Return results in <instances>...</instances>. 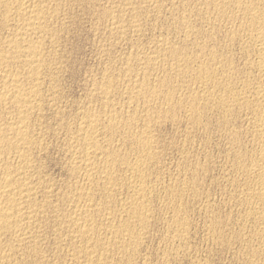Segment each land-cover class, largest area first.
Returning <instances> with one entry per match:
<instances>
[{"label": "rangeland", "instance_id": "374dc122", "mask_svg": "<svg viewBox=\"0 0 264 264\" xmlns=\"http://www.w3.org/2000/svg\"><path fill=\"white\" fill-rule=\"evenodd\" d=\"M37 1H39V0H37ZM42 1H44V0H42ZM52 1V0H51ZM56 1V2H55ZM86 1V0H85ZM84 0H82V1H80V0H65V2H64V0H53L52 2H49L48 0L46 1L45 0V4H43V5H45V7L46 8H48V6H49V9H48V15H46V22H49L50 23V25L48 26V30H50V31H54V33H56L55 35L57 36V38H56V36H54V33L52 34L50 31H48V32H45L43 35H41V39H44L43 37H45V41H43L42 40V42H43V44H42V52H43V55L44 54H48V56H49V54H51L49 57L48 56H44V58H46L47 59V62H48V60H49V63H47L45 66H46V72H45V69L43 68V71L41 72V73H43V74H41V78H42V81H43V83H42V85L40 86V91H42L43 89H45L44 91H43V93L42 92H40L41 94H40V97H41V100L40 101H42L41 103L39 102V106H38V110L37 111H35L34 113H31L30 114V116H29V120L28 121H30L29 123H32V124H30L31 126H30V133H32L31 135L32 136H40L39 138H37L36 137V140L37 141H39L38 142V144L40 143V142H42L43 144H41L40 143V148L42 149H35L33 152H32V158H31V164H33L34 162H35V166H33V175H32V177H33V181H34V183H35V187L37 188L38 186H40V187H38L36 190V194H35V201H36V204L39 202V201H41V199H42V197L43 196H45V197H43V198H45V202H42L43 203V205L44 204H47V203H50L49 202V198H50V201L52 202V201H57L56 203L55 202H52V204L50 203L49 205L51 206V207H53L52 209H51V211H50V208L48 209V208H41L40 210L38 209V211L36 210V212L38 213V219H39V221H40V219L41 218H43L42 219V221H40L39 223H40V225H38V224H36V226H38V228H37V231H36V229H35V227H33L32 229L35 231H33L32 229H31V232L33 231V233L34 234H29V235H27V237H28V240L27 239H25V241H24V243L23 244H21V245H18L17 247L14 245V244H12L13 243V237L12 236H10L9 234H6L5 236L4 235H2V237L0 236V242H2L3 240L5 241H3L2 242V244L0 245V247L2 248L1 249V251H0V261H2V260H6L7 262H10V264H29V261H31V260H34L33 259V255L32 254H30V252H29V250H28V245L30 244V242H35V244H37L36 246H37V248H40L39 250H38V253L37 254H39V255H36V257H34L35 258V260L34 261H31L30 262V264H35V262L36 261H38V262H36V264H50V262H51V264H55V263H57V264H59L58 262H60V264H62L63 262H66L65 264H72L71 262H72V258L70 257V256H72V253H73V251L72 250H76L77 248V246L76 245H79V240H77V239H73V237L72 236H70V232H66V225L65 224H67L68 223V221H66L67 219L66 218H64V214H68V213H70V211H72L73 209L72 208H74L75 207V205L77 204V202H79V205L83 202V200H80V198H78L79 197V192H81L82 190L81 189H79V188H83L84 187V181H83V175L81 174V172L80 171H76L75 172V174H76V176L74 175V172L72 171V168L74 167V166H76L77 165V159L79 158V157H81L80 155H82V150H83V147H82V150H81V145L80 144H76V142H74V141H72L73 140V136L75 137V131H77V129L79 128V127H81V124H80V122L82 123L83 122V118H81L82 116H83V112H92V113H100L101 111H103V112H101L99 115L101 116V118H102V125L104 124V123H106V120L104 119L105 118V116H104V112H105V108H104V104L109 100V102H111V104L112 103H115V102H118V103H115V105L114 104H112L111 106H113L112 107V109L116 112V111H119V112H116V113H119V114H116L115 112V114L117 115V116H119L120 118H121V120H122V125H124L125 126V124H123V123H125L124 121H126L127 123H130V129H129V127H127V128H125V127H123V126H121L120 128L121 129H118L117 131H116V133L113 135V138H112V140L109 142L108 141V143L109 144H114V143H116V145L114 144H112L111 146H109V144H104V147H105V149H110V151H114L115 149H117V150H115L114 151V153H115V163H116V165H118V166H120L119 164H122L123 162H124V160H127V162L128 163H134V161L136 160V159H134V157L135 158H137V150H136V148L134 147L133 148V145H132V143H131V141H130V138H127L128 139V141H127V139H123V135L125 136V134L127 133V135H132V134H142L144 131H145V129L146 128H148V129H146V130H148L147 131V135L148 134H150L151 136H149V137H152L153 136V134H155L154 135V137H152V141L154 142V144H153V148L155 147V149L153 150V152H154V154H155V159H153V160H151V162L150 163H148L151 167L149 168V166L148 165H146L148 168H145V173H146V175H147V177H146V179H145V182H146V184H147V186H148V190H150V192L152 193L153 191V193H152V195H151V193L150 192H146V194H145V203H146V206L148 207V211H149V213L152 215V217L149 215L147 218H149V219H147V223H150V222H152V220H153V223L154 224H148L147 225V223H146V229L144 228H142V226L140 225V224H138V226H136L137 225V223L135 224V220L134 219H131V220H129V218H127L128 216H127V212H126V215H125V211H126V209H127V207L126 206H129L128 204L130 203L129 201H130V199H131V197H132V190H130V188H128V186H127V176H129L130 177V175H128V174H130V173H126L125 171H121V170H118L115 174H114V177H115V180L117 181L116 182V187H115V189L112 191V193H113V195H112V193H110V194H101V193H98L97 192V194L95 193V195H94V201L95 200H99L98 202L99 203H97V201H95L96 202V204L95 205H97L98 206V208L99 207H101V208H99L101 211H103V212H101L98 208H96L97 210V212H98V210H99V213L101 214L102 213V215H97L98 213L97 212H94L93 213V216L92 217H94L93 218V220L94 219H97V220H95V222H96V224L97 223H99L100 224V227H99V224H97V226H98V230H94L93 231V233H92V236L91 237H93L94 239H97L98 237H99V239H105L106 241H110L111 242V240L113 241V240H116L117 239V237H118V239H122V240H124V241H126L127 240V236H123V235H125V234H123L124 232H122L121 231V225H123L126 221H130L131 223H133L134 225V230H135V232H136V234H138L137 236H138V238L141 236V239L139 238L138 240L140 241H138L137 239L136 240H133V241H136V243L134 244L133 243V241H130L131 242V246L129 245L128 247L126 246V248H127V250H126V248H125V250H123L122 249V247H121V245H119V244H117V243H114V244H112V245H114V246H111L113 249H114V251H116V252H113L112 250V248L109 246V251L110 252H108V254H110L109 256H110V258H111V260L109 261L108 260V264H118V262H119V264H253V260L255 261V259L257 258L256 257V255H257V252H259V254H261V255H257L258 256V258L260 259L261 257V260H259L258 258L256 259V263L257 264H261V262L264 264V255L262 254L263 252H262V250L264 249V240H262L259 236H258V238H257V240H256V238L255 237H253L252 236V234H251V236L249 235L250 233H252L253 231L254 232H260V230H261V228L262 227H264V226H262V225H264V224H262L261 223V221H258L257 219V217H258V213H260V211L259 210H255V208H253L252 207V205H250L249 204V202H248V194H253L254 192H256V189H257V187H256V184L254 185V183H256L257 182V178H255L256 177V175L253 173L252 174V172H253V170L251 169V167H252V165H254L255 163H262L263 165H264V160L260 157V155H259V151L257 150L259 147H260V145H262L263 144V139H261V138H259L257 135H256V133H255V130H254V124L256 123L255 121L257 120V113L259 112V109H263L262 108V106L260 105V103L259 102H255L256 100H254L252 97H250L251 95L250 94H252L253 92H254V90L256 89V88H260V87H263L264 86V83H262V80L264 79V77H263V75L264 74H261V72L259 71V70H257V62H258V54H257V51L255 50L256 48L255 47H253L254 45L252 44V42H250V40L248 39V35L251 33V30H253L254 29V27H257L258 26V24L256 25V26H250L249 25V27H247V25L248 24H242V22H243V19H240V14L239 13H237V12H235V10L233 9V7H231V9H230V7H229V9L230 10H232L233 11V15H234V17H233V20L231 19H228L227 20V22H225V21H223V22H221V20H213V22H211L210 23V21L211 20H206L207 18L206 17H212V19H214L215 17H213V15H215V14H212L211 12H212V7H211V9H210V7H206V5L208 4V6H209V4H211L212 2H213V0H206V1H204L203 2V0H193V1H191V0H184L185 1V3H184V1H183V3L180 1V0H148V3H147V1L145 2L144 0H143V3H142V0H138V2H139V4L142 6V7H140V5L138 6V2H137V0H126V1H124V0H88V1H86L85 2ZM110 1V3H108ZM121 1V2H120ZM130 2V4H129V2ZM157 1V2H156ZM190 1V2H189ZM247 1V0H246ZM53 2H54V5H55V7L56 6H59L60 8L58 9L57 7V9L53 6ZM58 2H59V4H61L62 2V4L61 5H59L58 4ZM61 2V3H60ZM69 2H70V4H69ZM71 2H72V4H71ZM74 2V3H73ZM101 2V3H100ZM117 2V3H116ZM119 2V3H118ZM135 2V3H134ZM145 2V3H144ZM198 2L199 3H202V4H199L198 5ZM206 2V3H205ZM210 2V3H209ZM47 3H49V4H47ZM88 3V4H87ZM113 3V4H112ZM117 4V5H115V4ZM121 3V4H120ZM131 3H132V6H131ZM146 3L149 5H146ZM167 3V4H166ZM189 3V4H188ZM192 3V4H191ZM196 3V4H195ZM264 2H258V5L262 8L263 6L262 5H264L263 4ZM52 4V5H51ZM69 4V5H68ZM103 7V10H102V7L100 6V5ZM128 4V5H127ZM135 4V5H134ZM143 4V5H142ZM153 4H155V5H153ZM182 4H183V7H182ZM185 4V5H184ZM205 6H204V5ZM46 5H48V6H46ZM64 5V6H63ZM89 5V6H88ZM99 5V6H98ZM105 5H107L106 7H105ZM109 5H110V7H109ZM119 5V6H118ZM121 5H123V6H130L128 9L125 7H121ZM134 5V6H133ZM156 5H158V6H156ZM161 7H160V6ZM192 5V6H191ZM200 5H203V6H200ZM51 6H53V7H51ZM62 6H63V15L61 14V12H62ZM73 6V7H72ZM114 6V8H112ZM116 6V7H115ZM146 6V7H145ZM180 6V7H179ZM196 6H200V10L198 9V7H196ZM77 7V8H76ZM95 7V8H94ZM100 7H101V10H100ZM136 7V8H135ZM140 7V8H139ZM158 9H157V8ZM160 7V8H159ZM177 9H176V8ZM188 7H189V9H188ZM194 7H196L195 9H194ZM203 7V8H202ZM207 9H206V8ZM96 10H94V9ZM99 8V9H98ZM109 8H110V10H109ZM116 8V9H115ZM121 8H122V10H121ZM133 8H134V13L136 14V11L138 12L136 15H133L134 16V18H133V20H132V17L131 16H129V14L130 15H132L131 13H130V9L131 10H133ZM151 8H154L156 11H154V9H151ZM181 8V9H180ZM193 8V11L191 10V9ZM202 8V9H201ZM205 8V10L206 11H208L209 10V12H205L203 9ZM209 8V9H208ZM264 8V7H263ZM262 8V10H264ZM51 9V10H50ZM52 9H54L53 11L55 12H57V10L59 11L60 9H61V11H60V13L59 12H57V16H55V14H54V12L52 11ZM86 9V10H85ZM93 9V10H92ZM113 9H115L116 11H114ZM120 9V10H119ZM148 9V10H147ZM180 11H179V10ZM186 11H185V10ZM1 11V13H0V15H1V17H0V20H1V22H0V36H1V38H0V44H1V47H0V50L2 51V50H7V49H9V48H7L8 46H7V42L9 41V39L11 38V35L13 34L14 35V32H15V30H16V28H17V26L19 25L18 23H19V21H21V20H19L18 18L16 19V17L14 18V14H7V15H5L4 14V12L2 11V9H0ZM105 10H107L108 11V13H107V11H105ZM124 10H125V12H124ZM147 10V11H146ZM173 10V11H172ZM188 10H190V11H192L191 13H192V15H191V13H189L188 12ZM197 10V12H195ZM51 12V14L49 15V13ZM98 11V12H97ZM101 11H103V12H101ZM119 11V12H118ZM153 11V12H152ZM182 11L184 12V13H186L187 14V17L189 16L190 17V19H188L187 17H186V14H184V13H182ZM199 11V12H198ZM203 11V12H202ZM231 11V12H232ZM86 12V13H85ZM90 12V13H89ZM107 14V16H106V14ZM112 12V14H110ZM114 12V13H113ZM123 12V13H122ZM145 12V13H144ZM174 12V13H173ZM193 12H195V14L193 13ZM263 12V14H264V11H262ZM13 13V12H12ZM52 13H53V15L55 16V17H57V18H55L53 15H52ZM118 13V14H117ZM120 13V14H119ZM129 13V14H128ZM160 13V14H159ZM197 13V14H196ZM206 13V14H205ZM216 13V12H215ZM59 14V15H58ZM70 14V15H69ZM92 14V15H91ZM95 14V15H94ZM108 14H110V15H108ZM117 14V15H116ZM121 14H125V16L124 15H121ZM126 14L129 16V17H127L126 16ZM174 14V15H173ZM179 14V15H178ZM204 16V17H202V15ZM209 14V15H208ZM238 16V18H237V16ZM62 15V16H61ZM91 15V16H90ZM102 15V16H101ZM105 15V16H104ZM111 15H115V16H111ZM121 15V16H120ZM151 15V16H150ZM154 15V16H153ZM170 15V16H169ZM184 15V16H183ZM193 15H194V17L196 16V15H198V16H196V17H198V18H194L193 17ZM208 15V16H207ZM232 15V16H233ZM11 16V17H10ZM59 16H61L60 18H62L61 20H60V18H59ZM116 16H118V17H120L121 18V22H120V24H122V28L124 29L123 31H122V34L120 33V35L118 34L119 32H117V31H115L114 29H113V27H112V23L115 21V19H116ZM123 16V17H122ZM137 16V17H136ZM161 16V17H160ZM164 16H166V17H164ZM178 16V17H177ZM182 16H183V18L184 19H188L187 20V23H188V21H189V23L188 24H191L192 23V21H191V16L193 17L192 19H193V23H192V26H194V27H192L191 25H183V23L181 22V21H183V18H182ZM206 16V17H205ZM236 16V17H235ZM50 18V20L48 19V18ZM67 17H68V19H67ZM103 17H107L106 19L105 18H102ZM113 19H112V18ZM117 17V18H118ZM139 17H140V19H139ZM147 17V18H146ZM151 17V18H150ZM159 17V18H158ZM171 19H169V18ZM2 18V19H1ZM12 18V19H11ZM87 18V19H86ZM120 18L119 19H116V20H120ZM129 18H131L130 20H129ZM178 18V19H177ZM180 18H182V19H180ZM203 18V20H201ZM206 18V19H205ZM237 18V19H236ZM6 19V20H5ZM47 19H48V21H47ZM57 19H59V20H57ZM97 19V20H96ZM123 19V20H122ZM127 19V20H126ZM135 19V20H134ZM147 19V20H146ZM157 19V20H156ZM179 19L181 20V21H179ZM196 19V20H195ZM206 21H205V20ZM3 20V21H2ZM18 20V21H17ZM52 20H54L53 22H52ZM76 20V21H75ZM100 22H99V21ZM106 20V21H105ZM139 20V21H138ZM145 20V21H144ZM168 20V21H167ZM170 20V21H169ZM226 20V19H225ZM229 20H230V22H229ZM237 20V23L235 22V21ZM239 20H240V22H239ZM14 21H16V22H18V23H16V22H14ZM51 21V22H50ZM57 21V22H56ZM108 21V22H107ZM131 21V22H130ZM136 21H138V22H141L140 24L139 23H137ZM157 21V22H156ZM172 21V22H171ZM216 21V22H215ZM219 21V22H218ZM234 21V22H233ZM22 22V21H21ZM20 22V23H21ZM110 22V23H109ZM126 22L128 23L129 22V24H130V26H129V24H126ZM134 22H136V24L134 23ZM168 22V23H167ZM2 23V24H1ZM5 23V24H4ZM48 23V24H49ZM52 23V24H51ZM57 24V25H55V24ZM59 23V24H58ZM62 23H64L63 24V26L65 25V27H63L61 24ZM109 23V24H108ZM134 23V25H137L136 26V28H138V30H140V31H137V32H133L134 31V29L133 28H131V24H133ZM150 23V24H149ZM166 23V24H165ZM171 25H170V24ZM197 23V24H196ZM201 23V24H200ZM209 23V24H208ZM213 23H215V25L213 24ZM217 23L219 24V23H221V24H219L218 25V28H217ZM227 23V25H225ZM233 23V24H232ZM234 23H236V24H234ZM242 24V26H240V24ZM8 24H12V26H10V25H8ZM54 24V25H53ZM98 24V25H97ZM105 24H107V25H105ZM141 24H142V26H141ZM160 24V25H159ZM173 24V25H172ZM199 24V25H198ZM222 24H224V25H222ZM229 24H230V26H229ZM231 24H232V27H231ZM53 26V27H50V26ZM58 25H59V27L61 28V26H62V28L60 29L59 27H58ZM101 25H102V27H101ZM105 25V26H104ZM109 25V26H108ZM133 25V26H134ZM178 25V26H177ZM196 25V26H195ZM198 25V26H197ZM206 25V26H205ZM214 26L213 28H210L211 26ZM221 25V26H220ZM238 25V26H237ZM9 26L11 27V28H14L13 30V32L11 31L12 29H9ZM57 26V27H56ZM124 26V27H123ZM157 26V27H156ZM163 26V27H162ZM176 28H175V27ZM187 26V27H186ZM202 28H201V27ZM208 26V27H207ZM223 26H225L224 28H223ZM229 26V27H228ZM234 26V27H233ZM236 26H237V28H236ZM246 26V27H245ZM5 27H7V28H5ZM50 27V28H49ZM112 27V28H111ZM130 27V29H128V30H132L131 32H133V33H131L130 31H128L127 30V28H129ZM161 27V28H160ZM179 27H181V29L179 28ZM196 27V28H195ZM253 27V28H252ZM53 30H52V29ZM54 28H56V29H54ZM100 28H101V30H100ZM105 28H107V30L105 29ZM135 28V29H136ZM152 28V29H151ZM155 28V29H154ZM183 28V29H182ZM186 28L187 29H189V30H186ZM190 28H193V30H191ZM221 28V29H220ZM223 28V29H222ZM227 28V29H226ZM235 28V29H234ZM242 28H243V30L245 29V28H247V29H250V28H252V29H250V30H248L247 31V29H245L244 31L242 30ZM6 29H9V30H6ZM58 29V30H57ZM142 29H143V31H142ZM165 29V30H164ZM168 29V30H167ZM196 29V30H195ZM200 29H202V30H200ZM209 29V32H207V30ZM211 29H213V30H211ZM217 29V30H216ZM219 29H220V31H219ZM232 29V30H231ZM240 29V30H239ZM3 30H5V31H3ZM63 30V32H61ZM97 30V31H96ZM113 31V33H112V31ZM169 30H171L170 32H169ZM184 31V33L186 32V33H189V34H184L183 33V31ZM191 30V31H190ZM198 30H200V31H198ZM204 30H206V32L204 31ZM216 31V33H218V34H216L215 33V31ZM236 30V31H235ZM239 30V31H238ZM242 30V32H240ZM2 31V32H1ZM58 31H60V33L58 32ZM109 31H110V33H109ZM127 31V32H126ZM142 31V32H141ZM160 31V32H159ZM162 31H164V32H162ZM167 31V32H166ZM188 31V32H187ZM197 32V33H199V34H202L201 35V37H199L200 35H198L197 33H194V32ZM231 31V32H230ZM233 31H235V32H233ZM9 32H10V34H9ZM58 32V33H57ZM141 32V33H140ZM174 32V33H173ZM176 32V33H175ZM193 32V33H192ZM211 32V33H210ZM224 32V33H223ZM228 32V33H227ZM233 32V33H232ZM239 32H240V34H239ZM245 32H246V34H245ZM12 33V34H11ZM67 33V34H66ZM106 33V34H105ZM127 33V34H126ZM131 33V34H130ZM143 33V34H142ZM192 33V34H191ZM203 33H205V34H203ZM209 34V35H207V34ZM215 33V35H213ZM239 35H238V34ZM242 33V34H241ZM50 34V35H49ZM61 34V35H60ZM66 34V35H65ZM114 34V35H113ZM117 34V35H116ZM128 34H129V36H128ZM134 35V36H131V35ZM141 34V35H140ZM151 34V35H150ZM167 34V35H166ZM183 34V35H182ZM194 34V35H193ZM7 35V36H6ZM45 35H47V36H45ZM54 36V39L53 40H55V41H53L52 40V38L53 37H49V36ZM109 35V36H108ZM119 35V36H118ZM127 37L126 39H125V41H127V42H125L123 39V37ZM187 35H190V37L189 36H187ZM197 35V36H196ZM205 35V37H203ZM207 35V36H206ZM229 35V36H228ZM236 35V36H235ZM244 35V36H243ZM106 36V37H105ZM117 36V37H116ZM121 36V37H120ZM137 36V37H136ZM143 36V37H142ZM176 36V37H175ZM195 38H193V37ZM214 36H216L217 38L215 39V38H213V39H210L211 37H214ZM222 36V37H221ZM234 36H235V39L237 40H235V39H233L234 38ZM241 36V37H240ZM10 37V38H9ZM47 37H48V39H47ZM102 37V38H101ZM104 37V38H103ZM108 37V38H107ZM143 39H142V38ZM173 37V38H172ZM180 37V38H179ZM183 37L184 38H186V40L185 39H183ZM190 39H189V38ZM192 37V38H191ZM199 37V38H198ZM209 37V38H208ZM241 39H240V38ZM246 37H247V39H246ZM6 38H8V39H6ZM50 38V39H49ZM123 38V39H122ZM130 38L132 39V40H130ZM169 38V39H168ZM176 38V39H175ZM178 38V39H177ZM201 38V39H200ZM206 38V39H205ZM230 38L232 39V41L230 40ZM56 39L58 40V41H56ZM119 39V40H118ZM139 39V40H138ZM157 39H158V41H157ZM187 39H189V40H191V41H189V40H187ZM203 39V40H202ZM240 39V40H239ZM244 39V40H243ZM246 39V40H245ZM52 42H51V41ZM112 40V41H111ZM118 40V41H117ZM120 40H122V41H120ZM135 40V41H134ZM136 40H137V42H136ZM162 42H164V43H166V44H169V42H171L169 45H170V47H173V48H175V49H177L178 47V51L180 52V56H183V57H181L180 58V56L178 57V61H177V58L176 59H171V61H169L170 59H167L168 57H166V56H164L165 54L163 53V52H160L159 51V49H158V45L161 43V41ZM164 40V41H163ZM205 40V41H204ZM230 40V41H229ZM244 42H243V41ZM249 40V41H248ZM7 41V42H6ZM49 41H50V44H49ZM129 41H131V42H129ZM189 41V42H188ZM199 43H198V42ZM48 42V43H47ZM103 42V43H102ZM116 42V43H115ZM119 42H120V44H119ZM124 42H125V44H124ZM136 42V43H135ZM140 42V43H139ZM156 42V43H155ZM175 42V43H174ZM194 42V43H193ZM201 42V43H200ZM214 42V43H213ZM216 42V43H215ZM234 42V43H233ZM245 42H246V44H245ZM250 42V43H249ZM45 43H46V45H45ZM56 45H55V44ZM143 43V44H142ZM154 43L156 44V46L154 45ZM186 44V46H184L185 44ZM191 43V44H190ZM204 43H205V45H209L207 48L205 47V49L202 47V46H205L204 45ZM220 43V44H219ZM228 43V44H227ZM241 43V44H240ZM243 43V44H242ZM119 44V45H118ZM181 44H183V45H181ZM197 44V45H196ZM201 44H202V46H201ZM250 44H252V46L249 45ZM45 47H44V46ZM141 45V46H140ZM168 45V46H169ZM221 45V46H220ZM223 45H225V46H223ZM250 48H248L247 46ZM57 46V47H56ZM118 46V47H117ZM123 46V47H122ZM133 46V47H132ZM147 46V47H146ZM152 46H154V47H156L155 49L153 48L152 50H150L151 48H152ZM195 46H197L198 48H199V50H201V47H202V49H204V50H206L207 52L205 53V52H203V50H201V52H202V55H201V52L199 51L198 52V48H196ZM199 46H201V47H199ZM241 46H243V48L241 47ZM245 46V47H244ZM6 47V48H5ZM46 47H47V49H46ZM131 47V48H130ZM137 47V48H136ZM181 47H184V48H186L183 52H181V50H183V49H181L180 50V48ZM194 47V48H193ZM214 47H216V48H218V51H215V50H217L216 48H215V50L213 49ZM247 47V48H246ZM2 48V49H1ZM102 48V49H101ZM209 48H210V50H213L212 52L214 53V51H215V53L217 52V53H219V54H217L216 53V55L217 56H219L220 55V57H218V60H219V58H220V60H221V58H222V61H223V63L225 64V63H227L226 65H228L231 69H232V75H231V73L227 76V75H223L222 74V76H224V80H223V77L221 76V75H216V78H213V79H211L210 81H207V82H205L204 83V81H201L200 79H197V72H194L195 74H193V72H191V71H193V69H195L199 64L198 63H200V61H203V62H205L206 63V61L208 62V56H209V52H210V50H209ZM237 48V49H236ZM240 48L242 49V50H244V51H242V50H240ZM251 48H252V50H251ZM101 49V50H100ZM111 49V50H110ZM119 49V50H118ZM128 49H129V51H128ZM146 49H148L147 51H146ZM189 49V50H188ZM196 49V50H195ZM233 49V50H232ZM248 49L250 50V53H249V51H248ZM54 50V51H53ZM100 50V51H99ZM107 50V51H106ZM133 50V51H132ZM136 50H138V52L136 51ZM157 50L159 51V52H157ZM188 50V52H185V51H187ZM193 50H195V51H193ZM209 50V51H208ZM0 51V52H1ZM106 51V52H105ZM119 51V52H118ZM143 53H142V52ZM149 51V52H148ZM151 51V52H150ZM154 51H155V53H154ZM221 51H222V53H221ZM254 51V52H253ZM55 52V53H54ZM104 52V53H103ZM132 52V53H131ZM136 52V53H135ZM141 52V53H140ZM146 52H148L149 53V57H148V55H147V53ZM157 52V53H156ZM198 54H197V53ZM224 52V53H223ZM227 52V53H226ZM244 54H243V53ZM255 53V54H253V53ZM54 53V54H53ZM107 53V54H106ZM134 53H135V56H137V57H139L138 59H141L143 56V58H144V60H146V57H147V59H149L150 57L152 58V57H156V58H158V60L156 61V63H155V66H157V67H155L154 65H152V63H151V65L152 66H149V68L150 69H152V70H150L149 68L148 69H146L145 70V66H143V65H141V63H140V61L138 62L137 60L138 59H135V58H137V57H135V56H132V55H134ZM137 53H140V54H137ZM153 53H154V55H153ZM159 53H161V54H159ZM188 54L190 57H187L188 55H185V54ZM193 53H194V55H193ZM200 53V54H199ZM203 53H205V54H203ZM221 53V54H220ZM230 53V54H229ZM112 54V55H111ZM116 54H118V55H116ZM147 56H146V55ZM151 54V55H150ZM155 54H156V56H155ZM184 54V55H183ZM192 54V55H191ZM206 54H208V55H206ZM223 54V55H222ZM236 54V55H235ZM251 54V55H250ZM253 54V55H252ZM100 55H101V57H100ZM123 55V56H122ZM128 55H131V56H129V58H126V57H128ZM141 57H140V56ZM143 55V56H142ZM158 55V56H157ZM198 56V57H200V58H198V57H196V56ZM225 55V56H224ZM245 55V56H244ZM248 55V56H247ZM255 55V56H254ZM52 56V58H51V60L49 59L50 57ZM146 56V57H145ZM160 56H162V57H160ZM163 56H164V58H163ZM185 56V57H184ZM191 56H193V58H195L196 57V59H192V57ZM207 56V57H206ZM221 56H223V57H221ZM229 56V57H228ZM241 58H240V57ZM244 56V57H243ZM257 56V57H256ZM109 57V58H108ZM124 57V58H123ZM133 57H135V58H133ZM159 57H160V59L161 58H163V61H164V59H165V64L164 63H161L162 62V59L161 60H159ZM228 57V58H227ZM251 57L254 59H252L251 61H253V62H251L250 61V59H251ZM58 58V59H57ZM102 58H103V60H102ZM123 58V59H122ZM131 58H133V59H131ZM143 58L141 59L142 61H143ZM182 58H183V61H182ZM190 58V59H189ZM198 58V59H197ZM223 58H226V59H228V60H225V59H223ZM229 58H231V59H229ZM245 58V59H244ZM248 58V59H247ZM60 59V60H59ZM63 59V60H62ZM119 59V60H118ZM121 59V60H120ZM200 59H203V60H200ZM111 60V61H110ZM127 60V61H126ZM167 60H168V62H167ZM175 60V61H174ZM197 60V61H196ZM199 60V61H198ZM217 60V62H215V63H213V64H211V63H209L210 65H211V67H210V65L209 64H206V66L208 65L211 69H213L214 67V69L219 73V72H221V71H223V69L222 68H226V66H223L224 64L222 63V61H218ZM231 61V63H230V61ZM245 60H247V62H245V63H243ZM256 60V61H255ZM122 62L123 63V65H125V66H127V67H125V66H123L120 62ZM124 61V62H123ZM126 61V62H125ZM131 61V62H130ZM159 61H160V63H159ZM182 63H181V62ZM185 61H187V62H185ZM194 61V62H193ZM196 61V62H195ZM229 61V62H228ZM232 61L235 63H232ZM236 61V62H235ZM249 61L251 62V64L253 65V63H254V65L252 66L251 64H250V66H252V67H250L249 66ZM2 62V63H1ZM61 62V63H60ZM134 62V63H133ZM139 63V64H137V63ZM167 62V63H166ZM171 62H172V65H171ZM179 62V63H178ZM198 62V63H197ZM240 62V63H239ZM7 62H4V67L1 65V64H3V61L0 59V65L2 66H0V76L2 75V73H1V71H3V70H1V68L2 69H4V68H10V70H6V69H4L5 71H10V72H14V69L15 68H17L18 69V71H21L22 69V66L20 65L19 66V64H17L16 63V65H18L17 67L16 66H14V64L12 65L11 63H7L8 64V67L6 66L7 64H6ZM52 63V64H51ZM159 63V64H158ZM173 63H174V65L175 64H179V65H177V67H174V65H173ZM180 63H181V65H184V66H180ZM184 63V64H183ZM197 65H196V64ZM218 63V64H217ZM256 63V64H255ZM113 64V65H112ZM115 64V65H114ZM154 64V63H153ZM158 64V65H157ZM193 64V65H192ZM196 66H195V65ZM219 64H221V65H219ZM223 64V65H222ZM230 64V65H229ZM231 64L232 65H235V66H237V67H235V66H233V67H235V69L234 68H232V66H231ZM10 65V66H9ZM116 65H118V66H116ZM122 65V66H121ZM129 65V66H128ZM161 65V66H160ZM165 66L166 65V67H163V66ZM172 67H171V66ZM187 65H189V68L191 69H189V72H188V74H187V76L185 75V76H181V77H183V80H182V78L180 79V76H179V74H178V72H176L177 70H175V69H177L178 68V66H180L181 68H183V67H188ZM216 65H217V67H216ZM219 65V66H218ZM247 66V68H249V69H247L246 67V71L244 70L245 68H244V66ZM13 66V67H12ZM103 66V67H102ZM137 66V67H136ZM154 66V67H153ZM176 66V65H175ZM214 66V67H213ZM221 66H223L222 68H221ZM20 67V68H19ZM50 68V71L48 70L49 68ZM123 67V68H122ZM128 68V69H125V68ZM152 67V68H151ZM159 67H160V69H159ZM179 67V68H180ZM192 67H194V68H192ZM244 69H243V68ZM12 68V69H11ZM52 68H53V70L54 71H52ZM154 68V69H153ZM156 68H158L157 70H159L160 72H158V71H156ZM172 68V69H171ZM218 70H217V69ZM224 68V70H226ZM17 69L15 70V72H17ZM99 69V70H98ZM104 69H106V70H104ZM109 69V70H108ZM119 69V70H118ZM120 69H122V71L123 72H121L120 73ZM173 69H174V71H173ZM220 69V70H219ZM234 69V70H233ZM237 69V70H236ZM241 69V70H240ZM251 69H253V70H251ZM256 69V70H255ZM58 70V71H57ZM103 70H104V72H103ZM129 72V73H127V71ZM131 70L133 71V72H131ZM143 70H145L144 72H146V74L148 75H151V76H149V84L150 85H148V88L149 89H154V90H159V89H163V91H165V92H170L172 89H173V91H171L172 93H174L175 95L174 96H172V98L174 99V103H176V101L178 100V102H181L182 101V103L181 104H183V103H185L184 105H183V107L181 108H178V109H176V110H178L177 112L176 111H174V112H170V113H166L168 110H169V108H170V106H169V104L167 105V103H164V101H162V97L164 96L163 95V93H165V92H160L161 90H159V93H161V95H159L158 94V97H154V98H152L151 99V101L149 102V101H146L145 99V97L144 98H140V99H138V100H136V101H138V102H136L135 101V103H129L128 102V96H129V93H127V87L128 86H130V85H132V84H134L135 83V81H136V79H137V75H134V73L135 74H141V73H143ZM164 70V71H163ZM250 70V71H249ZM52 71V72H51ZM57 71V72H56ZM106 71H107V73H108V71H109V73H110V76L109 75H107V73H106ZM137 73H136V72ZM167 73H166V72ZM236 71V73H234ZM242 71V72H241ZM244 71V72H243ZM157 72V73H156ZM170 72V73H169ZM172 72H173V74H172ZM238 72V73H237ZM247 72V73H246ZM45 73V74H44ZM102 73V74H101ZM103 73H105L106 74V76L103 74ZM114 73V74H113ZM124 73V74H123ZM131 73V74H130ZM132 73H133V75H132ZM161 73H162V76L165 78H162V76H160L161 75ZM164 73V74H163ZM166 73V74H165ZM240 73V80L238 79L239 78V74ZM241 73H242V75H241ZM246 73V74H245ZM252 73H254V75L252 74ZM51 74V75H50ZM111 74H113V75H111ZM116 74V75H115ZM129 74V75H128ZM153 74V75H152ZM190 74H193L194 76H196V78L193 76V75H191L192 77H193V81H192V77L190 76ZM245 74V75H244ZM252 74V75H251ZM255 74H256V76H255ZM60 75V76H59ZM102 75V76H101ZM103 75L105 76V77H103ZM130 75H132V76H134L132 79L134 80H132V79H130ZM157 75H158V78H157ZM167 75H169V76H167ZM172 75V76H171ZM175 75V76H174ZM232 77H231V76ZM46 76H48V77H46ZM53 76V77H52ZM95 76V77H94ZM109 78H108V77ZM117 76V77H116ZM127 76V77H126ZM154 76L156 77V78H154ZM166 76V77H165ZM174 76V77H173ZM189 76V77H188ZM226 76V77H225ZM244 76V77H243ZM251 78H250V77ZM258 76V77H257ZM49 77H52V78H49ZM105 79V80H109L110 78H111V81L113 82L115 79V81H114V84L112 85V88L114 89V87H115V89H117L118 91H116L115 89L114 90H112L109 94H108V97L107 98H105V99H108V100H106V102H105V99L103 98L104 97V95L102 94V96H101V91H96L97 90V88H98V90H99V86L98 85H100V83H102V80H103V82L105 81L103 78ZM113 77H115V78H113ZM119 77V78H118ZM123 77V80L122 79H120V78H122ZM136 77V78H135ZM151 77V78H150ZM168 77V78H167ZM170 77V78H169ZM172 77V78H171ZM218 77V78H217ZM230 77H231V79H230ZM236 77H237V79H236ZM243 77V78H242ZM255 77V78H254ZM257 77V78H256ZM23 79H25V83L23 82V84H25V85H27L28 83L30 84L32 81H31V79L30 78H28V77H26V78H28V81H27V79L25 78V76L24 77H22ZM44 78V79H43ZM48 78V79H47ZM93 78V79H92ZM108 78V79H107ZM118 78V79H117ZM127 78H129L128 79V81L131 83L132 81V83L130 84L129 82L127 83V82H125L126 81V79ZM135 78V79H134ZM153 78H154V80H153ZM161 78V79H160ZM175 78V79H174ZM176 78H178V81H177V79ZM189 78V79H188ZM222 78V79H221ZM226 78V79H225ZM236 79V81H235V79ZM252 78H254V79H252ZM0 79H2L1 81H0V86H1V84H2V82H3V78H2V76L0 77ZM45 79H47V80H45ZM52 79V80H51ZM156 79V80H155ZM162 79H163V81H162ZM168 79V80H167ZM169 79H170V81H169ZM186 81H185V80ZM234 81H233V80ZM242 79V80H241ZM246 81H244V80ZM250 79V80H249ZM259 81H258V80ZM45 80V81H44ZM51 80V81H50ZM117 80H119V82H116ZM132 80V81H131ZM174 80V81H173ZM175 80L177 81V83L175 82ZM180 80V81H179ZM215 80H216V82H215ZM232 80V82L234 83L233 85H235V86H232L233 88H234V90H235V92H233V95H237V94H240L241 92L244 94L245 93V95L247 96V99L248 100H246L247 102H248V104H247V106L246 105H244L245 104V102L246 101H244V100H238V101H236L235 99L233 100V98H228V100L226 101V102H228L227 104H228V106H227V104L225 105L226 106V109H230L231 110V112L232 111H234V112H232V113H230V112H228V113H223V111L216 105L215 106V104H216V102H215V99H217V97H219L220 95H222L223 94V92H224V90L222 91V88H216V87H214V85H213V81L215 82V83H217V81L219 82H221V83H224V81L226 82H228V81H231ZM257 82H256V81ZM90 81V82H89ZM122 81V82H121ZM162 81V82H161ZM172 81V83H169V82H171ZM183 81H185V82H187L188 84H191V85H188L187 83H184ZM190 81L191 82H193V83H190ZM196 81V83H194ZM200 83H199V82ZM238 81L240 82V83H243V84H240V83H238ZM243 81V82H242ZM28 82V83H27ZM46 82V83H45ZM95 82H97V83H95ZM111 82V83H112ZM116 82V83H115ZM154 84H153V83ZM157 82H159L158 84H157ZM166 82H168L169 84H167ZM181 82V83H180ZM210 82V83H209ZM219 82V83H220ZM245 82V83H244ZM252 84H251V83ZM254 82V83H253ZM264 82V81H263ZM48 83L50 84V86L48 85ZM55 84V87H54V85H52V84ZM92 83V84H91ZM120 83H123L122 85L120 84ZM124 83L127 85V87H125L126 85H124ZM167 85H166V84ZM176 85H175V84ZM180 83V84H179ZM203 83V84H202ZM238 83V86L236 85V84ZM44 84V85H43ZM116 84H118V85H116ZM120 84V85H119ZM161 84H163V85H161ZM165 84V85H164ZM171 84H174V86H175V90L176 91H174V86L172 85L171 86ZM182 84H184V85H182ZM244 84H246V85H244ZM255 84V85H254ZM58 85V86H57ZM96 85V86H95ZM157 85V86H156ZM158 85L160 86V87H158ZM177 85H179V86H177ZM188 85V86H187ZM210 85V86H209ZM239 85H241V86H239ZM247 85H248V88H247ZM249 85H251V86H249ZM46 86H48V87H46ZM53 86V87H52ZM117 86H118V88H117ZM122 86V87H121ZM151 86V87H150ZM167 86H169V88H165V87ZM182 88H181V87ZM183 86H184V88H183ZM189 86H191V87H189ZM200 86V87H199ZM245 86V87H244ZM252 86L254 87V86H256V87H254L253 89H252ZM97 87V88H96ZM125 87V88H124ZM154 87V88H153ZM164 87V88H163ZM171 87V88H170ZM179 87V88H178ZM188 87V88H187ZM197 89H196V88ZM205 87H206V89H205ZM210 87H213V89H211ZM238 87V88H237ZM251 89H250V88ZM48 88H49V91L51 92V95H49L50 94V92H48ZM52 88V89H51ZM57 88V89H56ZM61 88V89H60ZM91 88L92 89H94V92H93V90H91ZM119 88L120 89H123V90H119ZM190 88H191V90H190ZM194 88V89H193ZM201 88V89H200ZM210 90H209V89ZM217 89V91H216V89ZM237 88V89H236ZM239 88L242 90H239ZM243 88H246L245 90L243 89ZM183 89V90H182ZM188 90V91H186L185 92V90ZM221 89V93H220V91H218V90H220ZM55 90V91H54ZM204 90V92H200V91H203ZM214 90H215V93H217L218 92V94H215L214 95ZM233 90V91H234ZM239 92H238V91ZM244 90V91H243ZM248 90V91H247ZM45 91H47V92H45ZM121 91V92H120ZM192 92L191 93V96H192V94H193V96L196 94V95H199L200 97H202V100H199V104L198 105H200V106H198V108H204L205 107V105H206V108H204L205 109V111L207 112H204V109L203 110H201L202 111V113L203 114H201L202 116V118H201V120L203 121H201V123H199V124H192L191 123V121H190V111H189V108H187V106H188V102H189V99H190V92ZM194 91H196V93L194 92ZM241 91V92H240ZM250 91H252V93L250 92ZM57 92V93H56ZM114 92V93H113ZM120 92V93H119ZM177 92V93H176ZM179 92V93H178ZM180 92H182L181 93V97H178V96H180ZM186 94H185V93ZM194 92V93H193ZM199 92H200V94H199ZM237 92V93H236ZM54 93H55V96H52V95H54ZM93 93V94H92ZM96 93H100L99 95L101 96L100 98L98 97V96H95V94ZM117 93V94H116ZM171 93V94H172ZM188 93V94H187ZM205 93V94H204ZM211 93V94H210ZM241 93V94H242ZM45 94H47V95H45ZM116 94V95H115ZM126 95V98H125V95ZM183 94H185L187 97L186 98H184L185 96L183 95ZM249 94V95H248ZM93 97H92V96ZM97 95V94H96ZM112 95V96H111ZM124 95V96H123ZM163 95V96H162ZM173 95V94H172ZM208 95H209V97H208ZM213 96V98H211V96ZM216 95H217V97H216ZM176 96V97H175ZM207 96V97H206ZM231 96H232V94H231ZM50 97V98H49ZM54 97V99H55V101H53L54 99H52ZM111 97V98H110ZM116 97V98H115ZM249 97V98H248ZM45 98H48L49 100L50 99H52V100H50L52 103H54L53 104V107H52V103L50 102V101H48L47 102V100L48 99H45ZM94 100H92V99ZM97 98H99L100 99V102L102 101H104L102 104L99 102V99H97ZM115 98V99H114ZM156 98V99H155ZM159 98H161V99H159L160 101H158V99ZM177 98H180V101H179V99H177ZM186 99V100H184V99ZM189 98V99H188ZM203 98H205V99H203ZM206 98H207V100H209V101H207L206 100ZM215 98V99H214ZM250 98H252V99H250ZM43 99H44V101H43ZM110 99H112V100H110ZM121 99H123L122 101H123V107L122 106H120V105H122L121 103H122V101H121ZM172 99V100H173ZM231 100V102H230V100ZM250 99V100H249ZM91 100V101H90ZM116 100V101H115ZM145 100V101H144ZM147 100H149V97H147ZM153 100H154V102H153ZM156 100V101H155ZM183 100H184V102H183ZM214 100V101H213ZM252 100L255 102V104H254V102H252ZM121 101V102H120ZM206 101V102H205ZM211 101H213V102H211ZM60 102V103H59ZM108 102V104H110ZM126 102V103H125ZM143 102H145V103H143ZM147 102V103H146ZM164 104H162V103ZM177 102V103H178ZM229 102L231 103V104H229ZM236 102V103H235ZM251 102H252V104H251ZM1 103V102H0ZM46 105H44V104ZM49 103V104H48ZM77 103V104H76ZM87 103V104H86ZM125 103V104H124ZM153 103H155V105L153 104ZM159 103H161V104H159ZM204 103V104H203ZM208 103V104H207ZM210 103V104H209ZM249 103L251 104V106L249 105ZM258 103V104H257ZM92 104H94V107H93V105ZM100 104H101V106H100ZM118 104V105H117ZM147 104V106H145ZM151 104H152V106L153 107H151ZM157 104H158V107H157ZM204 106V107H202V105ZM232 104H233V107H231L232 106ZM240 104V105H239ZM243 104V105H242ZM3 104L1 103L0 104V108L2 109V110H0V111H2V112H0V116H1V118L0 119H2L0 122V125L2 124V123H4L5 122V120L6 119H4L5 117L7 118V122L11 119V118H13V117H15L16 116V112H12V110L14 111H16V109L14 108V107H12V105H8V104H6V105H3ZM43 105L45 106V107H43ZM48 105H50V107L48 106ZM66 105V106H65ZM99 105V106H98ZM125 105H127V106H125ZM129 105V106H128ZM134 106V108L136 109V111H135V109H133V106ZM148 105L150 106V107H148ZM166 105V106H165ZM213 105L216 107H213ZM235 105H236V108H235ZM237 105H238V108H237ZM48 106V107H47ZM88 106H90L89 108H88ZM118 106H120V107H118ZM131 106V107H130ZM138 106V107H137ZM145 106V107H144ZM165 106V107H164ZM169 106V107H168ZM208 106H211L210 108L208 107ZM239 106L241 107V106H243V107H245V108H247V112L246 111H244V108H243V110H242V108H240V110H239ZM256 107V109H255V107ZM3 107H4V110H3ZM11 107L13 108V109H11ZM47 107V108H46ZM56 107V108H55ZM127 107H129V108H127L128 109V111H127V109L126 108ZM156 107V108H155ZM162 107H163V109H162ZM166 107H168L167 109H166ZM217 107H218V109H217ZM228 107V108H227ZM230 107V108H229ZM253 107V108H252ZM44 108V109H43ZM53 108V109H52ZM63 108H64V110H63ZM80 108V109H79ZM92 108H94V109H92ZM118 108V109H117ZM121 108H124V109H122L121 111H120V109ZM144 108V109H143ZM154 108H155V110H157V113H156V111H154ZM186 108V109H185ZM211 108H213V110L214 111H211ZM258 108V109H257ZM11 109V110H10ZM39 109H41V110H39ZM49 109H52V110H49ZM57 111H55V110ZM89 109V110H88ZM92 109V110H91ZM116 109V110H115ZM149 109H151V110H149ZM161 111H160V110ZM183 109V110H182ZM209 109V110H208ZM217 109V110H216ZM250 109V110H249ZM5 110L8 112H5ZM47 110H49V111H47ZM61 110H63V111H60ZM66 110H67V112H66ZM69 110V111H68ZM86 110V111H85ZM88 110V111H87ZM91 110V111H90ZM128 112V115H127V112ZM132 110V111H131ZM147 110V111H146ZM154 112H153V111ZM159 110V111H158ZM163 110V111H162ZM165 110V111H164ZM167 110V111H166ZM179 110H181L182 111V113H181V111H179ZM187 110V111H186ZM215 110H216V112H215ZM249 110V111H248ZM11 111V112H10ZM39 111V112H38ZM58 111L60 112V113H58ZM78 111V112H77ZM95 111V112H94ZM98 111V112H97ZM100 111V112H99ZM146 111V112H145ZM151 111V112H150ZM184 111V112H183ZM189 111V112H188ZM209 111H210V113H209ZM236 111H238V112H236ZM239 111H241V112H239ZM244 113H243V112ZM254 111V112H253ZM43 113V115H41L42 113ZM54 112H56L55 113V115H54ZM65 112H66V114H65ZM80 112V113H79ZM121 112H122V114H121ZM132 112V113H131ZM139 112V113H138ZM140 112H141V114H140ZM164 114H163V113ZM178 112H180V114L178 113ZM219 112V113H218ZM222 114H221V113ZM246 112V113H245ZM250 112V113H249ZM1 113H4V114H1ZM12 113V114H11ZM13 113H15L14 115H13ZM46 113V114H45ZM64 113V114H63ZM77 113V114H76ZM84 113V114H85ZM130 113V114H129ZM136 113L138 114V115H136ZM146 113H148V115H146ZM150 113H152V114H155V115H164L163 117H164V119H163V117L160 115V117L161 118H158L157 120L159 121V122H157L156 121V119L154 118V119H152V121H153V123L151 122V124L149 125V124H146V120L148 119V118H146V116L147 117H149L150 115ZM165 113H166V115H165ZM177 113L179 114V115H177ZM183 113H185L184 115H182ZM189 113V116L187 115ZM231 115H230V114ZM238 113H240L239 115L240 116H238ZM247 113H248V116H249V114H250V116L249 117H247ZM252 113V114H251ZM254 113V114H253ZM256 113V114H255ZM10 114L11 115V118H10V115L8 116V115ZM45 114V115H44ZM82 114V115H81ZM101 114H103V115H101ZM132 114V115H131ZM133 114H135V119H134V115ZM146 116H145V115ZM218 114V115H217ZM242 114V115H241ZM246 116H245V115ZM7 115V116H6ZM31 115H32V117H31ZM59 116V117H57V116ZM124 115V117H123V119H125L124 121H123V119H122V116ZM168 115H171V116H168ZM228 115V116H227ZM233 115V116H232ZM251 115H252V117L254 118V116H256L254 119L251 117ZM13 116V117H12ZM34 116V117H33ZM38 116L39 118H36V117ZM40 116H41V118H40ZM49 116V117H48ZM79 116H81V117H79ZM127 116H129V117H127ZM133 116V117H132ZM141 116V117H140ZM143 116H145V117H143ZM165 116H166V118H165ZM173 116V117H172ZM183 116H184V118H183ZM188 116V118H186ZM209 116V117H208ZM223 117V119L221 118V120H219L220 118L219 117ZM236 116H237V118H236ZM4 117V118H3ZM63 119H62V118ZM104 117V118H103ZM207 117V118H206ZM219 119H218V118ZM230 117V118H229ZM243 117H246V119L245 118H243ZM8 118H9V120H8ZM32 118V119H31ZM36 118V119H35ZM59 118H61V120L59 119ZM80 118V119H79ZM128 118V119H127ZM137 118V119H136ZM141 118H144V120H145V122H144V120H142ZM146 118V119H145ZM174 118V119H173ZM225 118V119H224ZM232 118V119H231ZM233 118H236L237 119V122L236 121H234V120H236V119H233ZM238 118L240 119V118H243L244 120H241V121H243V122H238V121H240V120H238ZM248 118V119H247ZM33 119H35V120H33ZM39 119H40V121H39ZM57 119V120H56ZM69 119H71V120H69ZM78 119V120H77ZM130 119V120H129ZM139 119H141V120H139ZM164 120V121H162V120ZM168 119V120H167ZM171 119H173V121L175 122V123H177V124H175ZM185 119V120H184ZM186 119H188V120H186ZM210 119V120H209ZM229 119V120H228ZM256 119V120H255ZM32 120V121H31ZM37 120V121H36ZM69 120V121H68ZM79 120H80V122H79ZM82 120V121H81ZM105 120V121H104ZM128 120V121H127ZM135 121L134 122V124H133V121ZM139 120V121H138ZM171 120V121H170ZM223 120V121H222ZM227 120V121H226ZM3 121V122H2ZM58 123H56V122ZM67 123H66V122ZM104 121V122H103ZM130 121V122H129ZM136 121H138V123L136 122ZM155 121V122H154ZM162 121V122H161ZM166 121V122H165ZM168 121V122H167ZM172 123H170V122ZM189 121V122H188ZM219 121V122H218ZM229 121V122H228ZM236 122L237 123V125L236 124H234L233 122ZM37 122H38V124H37ZM39 122H40V124H42V126H43V128H42V126L39 124ZM45 122V123H44ZM47 122V123H46ZM51 122V123H50ZM54 122V123H53ZM62 124H61V123ZM74 124H73V123ZM131 122H132V124L133 125H131ZM144 123V125L143 124H141V123ZM190 123V124H188V123ZM207 122H210V123H207ZM220 123V124H218V123ZM222 122H223V124H226L227 122L229 123V127H233V128H230L229 129V131L226 129V128H229V127H227V125H223L222 124ZM230 122H231V124H230ZM34 123V124H33ZM69 123V124H68ZM157 125H156V124ZM160 123V124H159ZM164 125H163V124ZM188 125H187V124ZM202 123H204V124H202ZM227 123V124H228ZM243 123V124H242ZM37 124V125H36ZM66 124H68V126H70V128L68 127V126H66ZM80 124V125H79ZM153 124V125H152ZM155 124V125H154ZM159 124V125H158ZM175 124V125H174ZM210 124V125H209ZM233 124V125H232ZM239 124H242V128L244 127V130H241L240 128H241V125H239ZM246 124L248 125V126H246ZM253 124V125H252ZM35 127H34V126ZM38 125H39V127H38ZM64 125L66 126V127H68V128H66L65 129V127H64ZM72 125H74V126H72ZM76 125V126H75ZM143 125V126H142ZM152 125V126H151ZM170 125V126H169ZM184 125V126H183ZM196 125V126H195ZM197 125H198V127L199 128H197ZM205 127H204V126ZM206 125H208V126H206ZM232 125V126H231ZM244 125V126H243ZM249 125H252V126H249ZM61 127V129H60V127ZM132 126H133V128H132ZM136 126V127H135ZM143 128H142V127ZM158 126V127H157ZM160 126V127H159ZM162 126V127H161ZM173 126V127H172ZM221 126V127H220ZM249 127L248 129H246V127ZM32 127H34V128H32ZM38 127V128H37ZM78 127V128H77ZM134 127H135V129H134ZM138 127V128H137ZM177 129H176V128ZM185 127V128H184ZM192 127H193V129H192ZM203 127V128H202ZM217 127V128H216ZM223 127H225L224 128V130L226 131V132H223ZM237 127V128H236ZM35 128H37V129H35ZM40 128V129H39ZM45 128V129H44ZM77 128V129H76ZM100 128H101V125H100ZM123 128H125V130H123ZM131 128H132V130H131ZM139 128H140V130H139ZM141 128H142V130H141ZM145 128V129H144ZM152 129V130H155L156 132H158L157 134L155 133V131H151V130H149V129ZM237 129L236 131H235V129ZM32 129V130H31ZM34 129H35V131H34ZM43 129V130H42ZM64 129V130H63ZM69 129V132L67 131ZM137 129V130H136ZM174 129H176V130H174ZM184 129V130H183ZM187 129H189V130H187ZM197 129V130H196ZM222 129V130H221ZM234 129V130H233ZM251 129V130H250ZM38 130V131H37ZM42 130V131H41ZM50 130V131H49ZM62 132H61V131ZM121 132H120V131ZM122 130H123V132H122ZM128 130V131H127ZM129 130H131L130 132H129ZM133 130H136L137 132L136 133H132V132H135V131H133ZM162 130V131H161ZM186 130V131H185ZM192 130V131H191ZM204 130H206V131H204ZM231 130H233V131H231ZM250 130V131H249ZM253 130V131H252ZM32 131V132H31ZM58 133H57V132ZM65 131V132H64ZM74 131V132H73ZM126 133H125V132ZM141 131V132H140ZM219 131V132H218ZM221 131V132H220ZM244 132V133H242V132ZM247 131V132H246ZM41 132V133H40ZM44 132V133H43ZM64 132V133H63ZM67 132V133H66ZM74 134H73V133ZM119 132V135L121 136H119L117 133ZM149 132V133H148ZM151 132V133H150ZM177 132V133H176ZM187 132V133H186ZM204 132V133H203ZM229 132V133H228ZM233 132V133H232ZM236 134H235V133ZM34 133H35V135H34ZM37 133V134H36ZM53 133H55V134H53ZM121 133V134H120ZM124 133V134H123ZM129 133V134H128ZM219 133V134H218ZM226 133V134H225ZM232 133V134H231ZM241 133V134H240ZM43 134V135H42ZM65 134V135H64ZM72 136H71V135ZM123 134V135H122ZM143 134H145V133H143ZM193 134V135H192ZM208 134V135H207ZM218 134V135H217ZM238 134V135H237ZM245 134H247V137H246V135ZM249 134V135H248ZM61 135V136H60ZM117 135H118V138H117ZM177 135V136H176ZM180 135V136H179ZM223 135H224V137H223ZM226 135V136H225ZM227 135L228 136H230V137H227ZM242 135V136H241ZM253 135V136H252ZM45 136V137H44ZM48 138H47V137ZM66 136H68L67 137V139H66ZM116 136V138H114ZM162 136V137H161ZM179 136V137H178ZM189 136H191V137H189ZM231 136H232V138H231ZM233 136H237V141H239V142H237L236 143V145H238V146H240L241 148H242V150H241V148H240V150L243 152H246V153H248L247 151H249V155L247 154V157H248V159H249V161H247V162H245V165H241L240 166V164H238L237 163V161L236 162H234V158L235 157H233L232 155L233 154H228V152L229 153H231V151L233 150H235V151H239V148H238V146H236L234 143H232V139H233ZM250 136H251V139H249L250 138ZM255 136V137H254ZM257 136V137H256ZM63 137V138H62ZM72 137V138H71ZM156 137V138H155ZM187 137V138H186ZM208 137V138H207ZM240 137V138H239ZM241 137H243L242 139H241ZM42 138V139H41ZM47 138V139H46ZM51 138V139H50ZM119 138H121V139H119ZM156 140H155V139ZM158 138V139H157ZM176 138V139H175ZM206 138V139H205ZM260 140H259V139ZM56 139V140H55ZM69 139H71V140H69ZM101 139V138H100ZM119 141H118V140ZM238 139H240V140H238ZM255 139V141H253ZM258 139V140H257ZM41 140V141H40ZM61 140V141H60ZM68 140L69 141H71V142H69L68 143ZM116 142H115V141ZM207 140V141H206ZM231 141V143L229 142V141ZM245 140V141H244ZM250 141V142H246V141ZM114 141V142H113ZM124 141V142H123ZM159 142V143H155V142ZM167 141V142H166ZM206 141V142H205ZM252 141H253V143H252ZM45 142V143H44ZM55 142V143H54ZM57 142V143H56ZM65 142L66 143H68L67 145L68 146H66V144H65ZM195 142V143H194ZM230 144H229V143ZM246 142V144L245 145H247V147L245 146V145H242V144H244ZM257 142V143H256ZM258 142H260V144L258 143ZM75 143V145H73L75 148H73L72 147V145L71 144H74ZM107 143V142H106ZM125 143V144H124ZM128 143V144H127ZM187 143V144H186ZM205 143V144H204ZM227 143V144H226ZM247 143H249V144H247ZM256 143V144H255ZM262 143V144H261ZM52 144H53V146H52ZM70 144V145H69ZM155 144H156V146H155ZM185 144V145H184ZM194 144V145H193ZM229 144V145H228ZM253 146H252V145ZM259 144V145H258ZM47 145V146H46ZM65 145V146H64ZM77 145H78V147H77ZM106 145H107V147L108 148H106ZM124 145V147H122ZM158 145V146H157ZM188 145V146H187ZM192 145V146H191ZM235 146V148H234V146ZM250 145V146H249ZM257 145V146H256ZM43 148H42V147ZM47 148H46V147ZM62 146V147H61ZM70 146V147H69ZM114 146H115V149H113L114 148ZM127 146V147H126ZM179 146H181V147H179ZM242 146H245V148L244 147H242ZM252 146V147H251ZM254 146H256V148L254 147ZM61 147V148H60ZM64 147V148H63ZM80 147V152H78L77 153V151H79L78 150V148ZM111 147V148H110ZM125 147L127 148V149H125ZM131 147H132V149H131ZM160 147V148H159ZM169 147V148H168ZM189 147V148H188ZM207 147V148H206ZM231 147H233V149L231 148ZM250 147V148H249ZM54 148V149H53ZM65 148H67V149H70V150H68L69 152H67L66 150H65ZM119 148V149H118ZM128 148H130V149H128ZM157 148V149H156ZM165 148V149H164ZM176 148V149H175ZM191 148V149H190ZM245 150H244V149ZM251 148H252V151H251ZM43 149H47L46 151H44ZM76 149V150H75ZM108 149V150H109ZM124 149H125V151H124ZM160 150V154H161V156L158 154L159 152V150ZM173 149V150H172ZM205 149H207L206 151H205ZM228 149V150H227ZM230 149V150H229ZM247 149H250V150H247ZM256 149V150H255ZM36 150H38V151H40V152H38V151H36ZM64 150V151H63ZM126 150H128L127 152H126ZM131 150H133L132 152H131ZM134 150H135V152H134ZM155 150H157V151H155ZM170 150H172V151H170ZM201 150V151H200ZM41 151H44V152H41ZM117 151V152H116ZM123 151V152H122ZM162 151V152H161ZM232 151V153H234ZM256 151V155H255V152ZM61 152H63V153H61ZM66 152H67V155H66ZM71 152H75L74 154L73 153H71ZM122 152V153H121ZM226 152V153H225ZM41 153V154H40ZM45 153V154H44ZM68 153H71V154H69L68 155ZM118 153H119V155H118ZM132 153H135V154H132ZM198 153V154H197ZM205 153H206V155H205ZM39 154V155H38ZM47 154V155H46ZM65 154V155H64ZM78 154V155H77ZM124 157H122L121 155ZM156 154H157V156H156ZM165 154V155H164ZM187 154H189V155H187ZM36 155H38L37 157H36ZM44 155V156H43ZM71 155V156H70ZM77 156V157H75V156ZM118 157H117V156ZM129 155H130V157H129ZM133 155V156H132ZM159 155V156H158ZM183 155V156H182ZM227 155V156H226ZM229 155V156H228ZM252 155V156H251ZM253 155H254V157L255 158H253ZM5 156V155H4ZM48 156V157H47ZM70 156V157H69ZM73 156V158H71ZM79 156V157H78ZM126 156H127V158H126ZM182 156V157H181ZM187 156V157H186ZM196 156H197V158H196ZM202 156V157H201ZM204 156V157H203ZM225 156V157H224ZM233 157V159H231V157ZM249 156H251V157H249ZM75 157V158H74ZM120 157H122V158H120ZM156 157H161L160 159H158V158H156ZM165 157V158H164ZM207 157V158H206ZM230 157V158H229ZM259 157V158H258ZM40 158V159H39ZM77 158V159H76ZM126 158V159H125ZM130 158V159H129ZM180 158V159H179ZM187 158V159H186ZM204 158V159H203ZM123 159V160H122ZM134 159V160H133ZM186 159V160H185ZM197 159V160H196ZM207 159V160H206ZM34 160H36V161H34ZM67 160V161H66ZM75 160V161H74ZM119 160L121 161V163L119 162ZM157 160H159V162L157 161ZM232 160V161H231ZM254 160V161H253ZM258 160V161H257ZM261 160V161H260ZM38 161V162H37ZM43 161V162H42ZM72 161V162H71ZM118 161V162H117ZM123 161V162H122ZM153 161H154V164H153ZM208 161V162H207ZM230 161V162H229ZM252 161H253V163H252ZM36 162L38 163V166H37V164H36ZM75 162V163H74ZM186 162V163H185ZM194 162V163H193ZM40 163V164H39ZM67 163V164H66ZM118 163V164H117ZM199 163V164H198ZM211 163H213V164H211ZM233 163V164H232ZM236 163V164H235ZM248 163H252L251 165L250 164H248ZM74 164V165H73ZM76 164V165H75ZM197 165V167H196V165ZM34 165V164H33ZM158 166V167H156V166ZM161 165V166H160ZM195 165V166H194ZM204 165V166H203ZM238 165V166H237ZM41 166V167H40ZM66 166L68 167V168H66ZM70 166V167H69ZM191 166V167H190ZM193 166V167H192ZM236 166V167H235ZM247 168H246V167ZM250 167V169H249V167ZM35 167H38V168H35ZM194 167H196V169L198 170H196ZM201 167V168H200ZM205 167V168H204ZM234 167V168H233ZM239 167V168H238ZM39 168H42V169H39ZM66 168V169H65ZM176 168V169H175ZM189 168V169H188ZM238 168V169H237ZM240 168H242V169H240ZM248 169V170H246V169ZM148 170V172H147V170ZM167 169V170H166ZM191 169H192V171H191ZM200 169V170H199ZM207 169V170H206ZM236 169V170H235ZM38 170L39 171H42V172H39L38 173ZM70 170V171H69ZM158 170V171H157ZM175 170H176V172H175ZM193 170H194V172H193ZM205 170V172H202V171H204ZM238 170V171H237ZM37 171V172H36ZM44 171V172H43ZM68 171V172H67ZM156 171V172H155ZM161 171V172H160ZM168 171V172H167ZM195 171H197L198 173V175L196 174V172ZM233 171V172H232ZM240 171V172H239ZM244 171V172H243ZM249 171V173H250V176H251V174H252V176H251V179L249 178L250 176L249 175H247V174H249V173H247ZM77 172H78V174H77ZM245 172H246V175H245ZM36 173L37 174H39V175H37L36 177H35V175H36ZM45 173V174H44ZM70 174L72 177H73V179H72V177L70 178V175H68V174ZM151 173H153L152 175H151ZM241 173V174H240ZM42 174H43V179L45 180H42L41 179V177H42ZM119 174V175H118ZM127 174V175H126ZM180 174V175H179ZM237 174V175H236ZM239 174V175H238ZM243 174V177L241 178V175ZM41 175V176H40ZM44 175H45V177H44ZM81 175V176H80ZM123 175H124V177H123ZM151 177H150V176ZM157 175V176H156ZM186 175V176H185ZM38 176H40L39 178H38ZM51 178H50V177ZM68 176H69V178H68ZM119 176V177H118ZM154 176V177H153ZM206 176V177H205ZM48 177V178H47ZM82 178V180L81 179H79V178ZM187 177V178H186ZM237 177V178H236ZM245 177V178H244ZM35 178V179H34ZM77 179V181H76V179ZM124 178V179H123ZM150 178V179H149ZM156 178V179H155ZM205 178V179H204ZM235 179V181H234V179ZM239 178V179H238ZM248 178H249V180H248ZM255 178V179H254ZM60 179V180H59ZM70 179H72V180H69ZM161 179V180H160ZM236 179H238L239 181H237L236 182ZM250 182V184L247 182V180ZM37 180V182H35ZM42 180V184H45L46 186H47V184H49V186L51 187V190H49V186H43L42 184H40L41 181ZM54 180V181H53ZM126 180V181H125ZM154 180V181H153ZM174 180V181H173ZM188 180H190V181H188ZM241 180V181H240ZM254 182H253V181ZM38 181H39V183H38ZM49 183H48V182ZM77 182L78 183V185L75 183V182ZM80 181V182H79ZM82 181V182H81ZM149 181H150V183H149ZM152 181V182H151ZM160 181V182H159ZM183 181V182H182ZM226 183H225V182ZM47 182V183H46ZM68 182V183H67ZM164 182V183H163ZM171 182V183H170ZM234 182V183H233ZM239 182V183H238ZM246 182V183H245ZM66 183V184H65ZM72 183V184H71ZM152 183V184H151ZM155 183V184H154ZM157 183V184H156ZM200 183V184H199ZM235 183H238V184H236L235 185ZM244 183V184H243ZM37 184H39V185H37ZM51 184H53L52 186H51ZM68 184V185H67ZM76 184V185H75ZM172 184H173V186H172ZM177 186H176V185ZM193 184H195V187H194V185ZM234 184V185H233ZM242 184V185H241ZM253 184V185H252ZM37 185V186H36ZM72 185H73V187H72ZM79 185H81L80 187H79ZM167 185V186H166ZM188 185V186H187ZM232 185V186H231ZM237 185H238V187H237ZM121 186V187H120ZM123 186H124V188H123ZM191 186V187H190ZM203 186V187H202ZM241 186V187H240ZM242 186H244V188L242 187ZM247 186H250V187H247ZM254 186V187H253ZM49 187V188H48ZM53 187V188H52ZM68 187V188H67ZM71 187V188H70ZM76 187H78V188H76ZM120 187V188H119ZM225 187V188H224ZM232 187V188H231ZM236 189H235V188ZM41 188H42V190H41ZM44 188H46V190L48 191H46ZM48 188V189H47ZM58 188V189H57ZM74 188V189H73ZM117 188H119V189H122V191L121 192H118V190L119 189H117ZM126 188H128V189H126ZM167 188V189H166ZM173 188H174V190H173ZM185 189L186 190V192H185V190L183 191V189ZM191 188V189H190ZM194 189V191H193V189ZM242 190H241V189ZM249 188H250V190H249ZM253 188V189H252ZM41 191H40V190ZM154 189V190H153ZM163 189V190H162ZM202 189V190H201ZM247 189H248V191H247ZM43 190H45V191H43ZM58 192H57V191ZM66 190H69V191H66ZM73 190V192H71V191ZM76 190V191H75ZM176 190V191H175ZM188 190V191H187ZM192 190V191H191ZM198 190V191H197ZM237 190V191H236ZM243 190H245V191H243ZM252 190V191H251ZM43 191V192H42ZM78 191V192H77ZM173 191H175L174 193H173ZM182 191V192H181ZM239 191V192H238ZM244 192V193H242V192ZM247 191V192H246ZM41 193V195L39 194V193ZM45 192V193H44ZM50 192V193H49ZM65 192H67L68 193V195L65 193ZM69 192L70 193H72L71 194V196H74V198L73 197H71L70 196V198H72V199H76L75 201L74 200H72V199H70L69 200ZM115 192V193H114ZM169 192V193H168ZM187 192H189L188 194H187ZM240 192L242 193V195L243 196H240L241 194H240ZM43 193H44V195H43ZM64 193V194H63ZM147 193H148V195H147ZM150 193V194H149ZM184 193V194H183ZM186 193V194H185ZM239 193V194H238ZM48 194L50 195L49 197H48ZM128 194V195H127ZM173 194V195H172ZM179 194V195H178ZM183 194V195H182ZM37 195H39V196H37ZM43 195V196H42ZM57 197H56V196ZM62 195V196H61ZM98 195V196H97ZM101 195H103V197L101 196ZM117 195V196H116ZM130 195V196H129ZM163 195V196H162ZM165 195V196H164ZM177 195V196H176ZM186 195V196H185ZM192 195V196H191ZM227 195V196H226ZM56 197V198H53V197ZM59 196V197H58ZM66 198V196L68 197V198H64V197ZM75 196L77 197V198H75ZM96 196V197H95ZM99 196H101L100 198H98ZM110 196H113L112 197V199H111V197ZM161 196H162V198H161ZM169 196L170 197H172V198H169ZM173 196H175V197H173ZM181 196V197H180ZM200 196H202V197H200ZM211 196V197H210ZM247 198H245V197ZM48 197V198H47ZM62 197V198H61ZM114 197H116V199H114ZM126 197H128L127 199H126ZM130 197V198H129ZM153 197V198H152ZM168 197V198H167ZM176 197H177V199H176ZM193 197V199H191ZM240 197H241V200H240ZM59 198H60V200L61 201H59ZM124 198V199H123ZM148 198H149V200H148ZM165 198H167L166 200H165ZM210 198V199H209ZM39 199V200H38ZM55 199V200H54ZM80 201H79V200ZM107 199H108V201H107ZM151 199V200H150ZM169 199V200H168ZM171 199H173V201H170ZM178 199H183V200H180V201H176V200H178ZM191 199V200H190ZM44 200V199H43ZM42 200V201H43ZM48 200V201H47ZM62 200H64L65 201V204H63L64 203V201H62ZM67 200L69 201V202H67ZM78 200V201H77ZM112 200V201H111ZM123 201L122 202V204H121V201ZM128 200V201H127ZM147 200V201H146ZM204 200V201H203ZM243 200L245 201V203L243 202ZM38 201V202H37ZM77 201V202H76ZM103 201H104V203H103ZM106 201V202H105ZM127 201V203H126V205H123V203L125 204V202ZM150 201V202H149ZM154 201V202H153ZM182 201V202H181ZM207 201V202H206ZM235 201V202H234ZM239 201V202H238ZM59 202V203H58ZM62 202V203H61ZM70 202H72V203H70ZM75 202H76V204H75ZM94 202V203H95ZM111 202V203H110ZM118 202V204L121 206H118V204H115V203H117ZM129 202V203H128ZM151 202H153V204L151 203ZM167 202H170V204L169 203H167ZM178 202H180V203H178ZM227 202V203H226ZM242 202V203H241ZM41 203V202H40ZM40 203L38 204V205H40ZM42 203H41V205L40 206H42ZM66 203H68L67 204V206H66ZM101 203V204H100ZM110 203V204H109ZM147 203H149V205L150 204H152V205H150V207H149V205H147ZM161 203V204H160ZM164 203V204H163ZM175 203H177V205H175ZM183 203V204H182ZM186 203V204H185ZM191 203V204H190ZM71 204V205H70ZM100 204V205H99ZM103 204H105V205H103ZM110 206H109V205ZM112 204H115V205H112ZM155 204V205H154ZM167 204L168 205H170L169 207L167 206ZM174 204V205H173ZM241 204H243V205H241ZM247 204V205H246ZM249 204V205H248ZM53 205V206H52ZM58 208H56L55 206ZM58 205V206H57ZM60 205V206H59ZM63 205H64V207H63ZM68 205H69V207H68ZM108 205V206H107ZM159 205H161V206H159ZM162 205H163V207H162ZM184 206V208H185V210L187 211L186 213H185V211L180 207V206ZM185 205H187V206H185ZM232 205V206H231ZM238 207H237V206ZM246 205V206H245ZM72 206H74V207H72ZM96 206V207H97ZM112 206H114V207H112ZM126 207V209L124 208V207ZM166 207V209H168V208H170V209H168V210H166V209H164L165 207ZM172 206V207H171ZM176 206H178V207H176ZM234 206V207H233ZM72 207V208H71ZM103 207V208H102ZM106 207V208H105ZM108 207V208H107ZM110 207L112 208V209H110ZM118 207V208H117ZM168 207V208H167ZM198 207V208H197ZM244 207V208H243ZM252 207V208H251ZM63 208L64 209H67V210H63ZM125 210H124V209ZM153 208H155V209H153ZM171 208H172V210H171ZM175 208H177V209H175ZM43 209H45V210H43ZM49 210V212H47L48 210ZM54 209H56V210H54ZM64 211H62V210ZM106 209V210H105ZM108 209V210H107ZM109 209L110 210H112L113 212H109ZM113 209H117V210H113ZM120 209H121V211H120ZM164 209V210H163ZM178 209H181V212H180V210H178ZM206 209V210H205ZM214 209V210H213ZM246 209V212L244 211ZM254 209V210H253ZM47 210V211H46ZM54 210V214H52V211ZM62 212H61V211ZM119 210V211H118ZM124 210V211H123ZM160 210H161V212H160ZM199 210V211H198ZM211 210H213V211H211ZM250 212H249V211ZM252 210V211H251ZM43 211V212H42ZM47 212L46 214H45V212ZM58 211H60L59 213H56V212H58ZM106 211V212H105ZM117 211V212H116ZM123 211V212H122ZM151 211H152V213H151ZM154 211H155V213H154ZM173 211H174V213H173ZM179 211V212H178ZM191 213H190V212ZM194 211V212H193ZM210 211V212H209ZM215 211V212H214ZM68 212V213H67ZM121 212V213H120ZM165 212V213H164ZM208 213V215H207V213ZM245 212V213H244ZM60 213H62V214H60ZM64 213V214H63ZM96 213V214H95ZM107 213V214H106ZM108 213L110 214L111 213V216L114 218H112L111 217V220H110V222L109 221H106L105 220V218H106V216L108 215ZM118 215H117V214ZM122 213H123V215H122ZM148 212L146 213V215H148L149 214ZM173 213V214H172ZM176 213V214H175ZM178 213H179V215L182 217V222H184L185 221V223L187 222V224L185 225V226H187V227H185L184 228V230L183 229H178L177 227H176V225H174L173 226V224H175L174 223V218L176 217V218H179V219H181V217H179V215H178ZM189 213V214H188ZM39 214H40V216H39ZM42 214H43V216H42ZM44 214L46 215V216H48V215H54V216H56L55 218H54V216L52 217H50V216H48V217H44ZM56 214V215H55ZM60 214V215H59ZM105 216H104V215ZM121 216H120V215ZM159 214V215H158ZM172 214V215H171ZM187 214V215H186ZM244 214V215H243ZM245 214H246V217H244L245 216ZM249 214V215H248ZM59 215V216H58ZM94 215H97V216H94ZM156 215V216H155ZM169 215V216H168ZM227 215V216H226ZM233 215V216H232ZM234 215H236V216H234ZM241 215H243V216H241ZM251 215V216H250ZM60 216H63L62 217V219L60 218V220L61 221H63V222H66V223H61V225H60V220L58 219ZM99 216H101V217H99ZM102 216H104V217H102ZM117 216H119L118 218H117ZM155 218H154V217ZM178 216V217H177ZM189 216V217H188ZM217 217V220H219V221H217L216 220V217ZM222 216V217H221ZM230 216V217H229ZM232 216V217H231ZM41 217V218H40ZM52 219H50V218ZM123 218V220L121 219V218ZM124 217H126V218H124ZM159 217V218H158ZM164 217H166V218H164ZM171 217V218H170ZM192 217V218H191ZM242 217V218H241ZM249 217V218H248ZM251 217V218H250ZM98 218H100V219H98ZM102 218H104V220H102ZM117 218V219H116ZM157 218V219H156ZM204 218V219H203ZM206 218V219H205ZM215 218V219H214ZM231 218V219H230ZM243 218H244V221H243ZM255 218V219H254ZM51 220V221H49V220ZM54 219L56 220V221H54ZM64 219V220H63ZM115 221V222H113V220ZM127 219V220H126ZM156 219V220H155ZM165 219H166V221H165ZM168 219V220H167ZM187 219H189V220H187ZM235 219V220H234ZM238 221H237V220ZM251 219V220H250ZM45 220H48V222H50V224L49 223H47ZM133 220V221H132ZM191 220V221H190ZM215 222H214V221ZM221 220V221H220ZM228 220V221H227ZM247 220V221H246ZM102 221V222H101ZM120 221V222H119ZM124 221V222H123ZM157 221V222H156ZM240 221H241V223H240ZM250 221V222H249ZM48 224H46V223ZM51 222H53V224L51 223ZM59 222V223H58ZM103 222H105V223H103ZM109 222V223H108ZM163 222V223H162ZM169 222H173L172 224H169ZM206 222V223H205ZM218 224H217V223ZM236 222V223H235ZM238 222V223H237ZM245 222V223H244ZM258 223V225H257V223ZM42 223H43V225H42ZM46 224V226H45V224ZM123 223V224H122ZM210 225H209V224ZM220 223V224H219ZM226 223V224H225ZM229 223V224H228ZM244 223V224H243ZM247 223V224H246ZM248 223H250V225H251V227H255L254 229L253 228H251V227H249L250 225L248 224ZM254 224L253 226H252V224ZM261 223V228H260V226H259V224ZM69 224V223H68ZM67 224V225H68ZM103 224V225H102ZM107 224L110 226V228H112L111 229V232H105V226H107ZM111 224V225H110ZM115 226V228H114V226ZM116 224V225H115ZM158 224V225H157ZM164 224V225H163ZM241 224H243V225H241ZM246 224V225H245ZM57 225V226H56ZM105 225V226H104ZM118 225V226H117ZM152 225V226H151ZM154 225V226H153ZM172 225V226H171ZM192 225V226H191ZM238 225V226H237ZM43 228H41V227ZM50 226V227H49ZM54 226H55V228L56 229H53L54 228ZM113 226V227H112ZM148 226H150V227H152V228H150V227H148ZM172 227L171 229H169V227ZM214 226V227H213ZM215 226H216V228H215ZM242 226V227H241ZM248 226V227H247ZM46 227V228H45ZM50 228V229H48V228ZM53 227V228H52ZM103 227H104V229H103ZM139 227H140V229H139ZM204 227V228H203ZM206 227V228H205ZM211 227V228H210ZM223 227V228H222ZM243 227H244V229H243ZM256 227H259V228H256ZM60 228V232H58L57 230ZM107 228V227H106ZM136 228V229H135ZM147 228H148V230H147ZM150 228V229H149ZM187 228H189V229H187ZM209 228H210V230H209ZM215 228V229H214ZM219 228H220V230H219ZM228 228V229H227ZM45 229V230H44ZM63 229H64V231H63ZM99 229H100V231H99ZM117 229V230H116ZM144 231H143V230ZM172 229H174V230H172ZM208 229V230H207ZM252 231H251V230ZM262 229H264V228H262ZM39 230V231H38ZM41 230V231H40ZM49 232H48V231ZM56 230V231H55ZM62 230V231H61ZM116 230V231H115ZM138 230V231H137ZM140 230V231H139ZM169 232H168V231ZM178 230V232H179V234L181 233L182 234V236H181V234L179 235V234H177L178 232H176ZM188 230V231H187ZM211 230H213V231H211ZM216 230H218V232L216 231ZM237 230H241L240 232L241 233H239ZM242 230H243V232H242ZM246 230V231H245ZM259 230V231H258ZM53 231V232H52ZM114 231V232H113ZM119 231H121V233L119 232ZM142 231H143V233H142ZM148 231V232H147ZM166 231V232H165ZM174 231V232H173ZM208 231V232H207ZM216 231V232H215ZM249 231V232H248ZM264 230H262L261 232H260V234L262 235V232H263ZM36 232H39L38 234L36 233ZM52 232V233H51ZM56 232H58V233H60V234H57ZM62 232H63V235L65 236H61V234H62ZM96 232H98V233H96ZM103 232L105 233V234H103ZM138 232V233H137ZM183 232H185V233H183ZM188 232V233H187ZM221 232V233H220ZM237 232V233H236ZM42 233V234H41ZM54 233V234H53ZM69 234V236H68V234ZM112 234L111 236H109L108 237V235H110V234ZM120 234L121 235V237H125L124 239L123 238H121L118 234ZM141 233V235H139ZM168 233V234H167ZM215 233H217V234H215ZM218 233L220 234V235H218ZM224 233V234H223ZM234 234V235H232V237H230L231 235L230 234ZM236 233V234H235ZM244 233V234H243ZM35 234H37L36 236H38V240H37V237L35 236V238H33L34 237V235ZM41 234V235H40ZM55 234L58 236V235H60V236H58V238L60 237L63 241H61V239H59L58 240V238H57V236L55 237ZM96 234V235H95ZM123 234V235H122ZM149 234H150V237H149ZM175 234V235H174ZM184 234V235H183ZM222 234V235H221ZM240 234V235H239ZM30 235L32 236V237H30ZM40 235V236H39ZM44 235V236H43ZM103 235H104V237H103ZM107 236V238H106V236ZM117 235V236H116ZM147 235V236H146ZM179 235V236H178ZM187 235V236H186ZM214 235V236H213ZM217 236V238H215L216 236ZM242 235V236H241ZM243 235H245V236H243ZM4 236V237H3ZM44 238H43V237ZM70 237V238H68V237ZM96 236V237H95ZM100 236L102 237V238H100ZM146 236V237H145ZM172 236V237H171ZM177 236L178 238H180V240H177V237L175 238V237ZM181 236V237H180ZM184 236V237H183ZM213 236V237H212ZM220 236H221V238L222 239H220ZM225 236H226V238H225ZM248 236H249V238H251V240L248 238ZM6 237V238H5ZM42 237V238H41ZM112 237L114 238V239H112ZM143 237H145V238H143ZM186 237V238H185ZM219 237V238H218ZM234 237V238H233ZM32 238V239H31ZM56 238H57V240L58 241H56ZM68 238V239H67ZM71 238H72V240H71ZM185 238V239H184ZM188 238V239H187ZM223 238H224V240H223ZM232 238H233V240H232ZM239 238V240H237V239ZM240 238L242 239L241 241H240ZM246 238H248V240H246ZM3 239V240H2ZM7 239V240H6ZM9 239H11L12 240V242H10L9 241ZM31 239V241H29ZM35 239V240H34ZM45 241H44V240ZM65 239H66V241H65ZM109 239H111V240H109ZM117 239V240H118ZM214 239V240H213ZM226 239V240H225ZM235 239H236V241H235ZM245 239V240H244ZM254 239V240H253ZM34 240V241H33ZM69 240H71V241H69ZM184 240H185V242H184ZM216 240V241H215ZM231 240H232V242H231ZM250 240V241H249ZM40 243L41 241V245L40 244H38V242ZM66 243H65V242ZM68 241L69 242H71L70 244H68ZM75 241H77L76 242V244L75 245H72V244H74L75 243ZM169 241V242H168ZM172 241V242H171ZM182 241V242H181ZM219 241V242H218ZM244 243H243V242ZM246 241V242H245ZM252 241V242H251ZM256 241V242H255ZM258 241H261V242H258ZM7 242V243H6ZM44 242V243H43ZM55 242H56V246H58L57 248H56V246H54V244H55ZM61 242H63L64 243V245H65V247H63V244L61 243ZM240 242V243H239ZM258 242V243H257ZM7 244V246H6V244ZM59 243H61V244H59ZM142 243V245H140ZM147 243V244H146ZM223 243V244H222ZM225 243V244H224ZM226 243H232L231 244V246H230V244L228 245V244H226ZM239 245H238V244ZM241 243H243L242 245H241ZM245 243H247V245L245 244ZM250 243V244H249ZM251 243H253V244H255V245H253V244H251ZM258 245H257V244ZM4 244V245H3ZM83 244V243H82ZM171 244H173V245H171ZM14 245V246H13ZM60 245V246H59ZM69 247H68V246ZM70 245H72V247H70ZM116 245H119L120 246V248H119V246L117 247ZM136 245V246H135ZM163 245H164V247H163ZM225 245V246H224ZM248 245H249V247H248ZM260 245V246H259ZM261 245H262V247H261ZM21 246H23V248L21 249ZM42 246H44V247H42ZM134 246V247H133ZM161 246V247H160ZM170 246V247H169ZM228 246H229V248H228ZM243 246V247H242ZM254 246V247H253ZM257 246V247H256ZM259 246V247H258ZM17 250V248H18V250L16 251H14V248ZM42 247V248H41ZM51 247H52V249H51ZM60 247H63V248H60ZM139 247V248H138ZM163 247V248H162ZM166 247V248H165ZM241 247H242V249H241ZM247 247V248H246ZM252 247V249L250 250V248ZM3 248H6V249H3ZM9 248V249H8ZM11 248H12V250H11ZM44 248H45V250H44ZM56 250H55V249ZM59 248V249H58ZM71 248V249H70ZM129 248V249H128ZM135 248H137V249H135ZM143 248H144V250H143ZM178 248V249H177ZM188 248H190V249H188ZM239 248V249H238ZM248 248H249V250H248ZM253 248H254V250H253ZM24 249L26 250H28V252H27V250H26V252L24 251ZM43 249V250H42ZM61 249H63V251H64V253H61L60 254V251L61 252H63ZM71 250V252H70V250ZM112 249V250H111ZM116 249H121V250H116ZM136 251H135V250ZM163 249H165V250H163ZM171 249V250H170ZM188 249V250H187ZM258 249V250H257ZM260 249H261V253H260ZM5 250V251H4ZM7 250H9V252L7 251ZM12 252H11V251ZM46 250H48V251H46ZM55 250V251H54ZM67 250V251H66ZM128 250H130V251H128ZM134 250V251H133ZM138 250V251H137ZM140 250V251H139ZM244 250V251H243ZM7 251V252H6ZM22 251H23V253H22ZM42 251V252H41ZM44 251H46L47 253L48 252H52L51 254L52 255H57V256H55L54 255V257L49 253V254H47V253H45ZM69 251V252H68ZM121 254L123 251V253L120 255V254H117L118 252ZM131 251H133V252H131ZM168 251V252H167ZM190 251V252H189ZM232 251V252H231ZM237 251V252H236ZM251 251V252H250ZM254 253H253V252ZM5 252H6V254H5ZM18 252V253H17ZM53 252H55L54 254H53ZM130 252H131V254H132V257L134 256H136L135 257V259H133V258H131V261L130 262H127V259H129L128 257H126V256H128V253L130 254ZM139 253L140 255H138L137 253ZM173 252V253H172ZM236 252V253H235ZM249 252H250V254H249ZM256 252V253H255ZM12 253V254H11ZM57 253V254H56ZM69 253H71V255L69 254ZM113 253H115L116 254V257H114L115 256V254H113ZM133 253H136V254H133ZM255 254L254 256L252 255V254ZM10 255L9 256V258L7 257V259H6V257H3L4 255ZM13 254H15V256L13 255ZM23 254H27V256L25 257ZM42 254V255H41ZM44 254H46V256L44 255ZM66 255V257H65V255ZM67 254H68V256H67ZM124 254V255H123ZM169 254V255H168ZM197 254V255H196ZM200 254V255H199ZM247 254V255H246ZM20 255H22V256H20ZM59 255V256H58ZM63 256V257H65V259H66V261H65V259L64 258H62V257H60V256ZM112 255V256H111ZM180 255V256H179ZM188 255V256H187ZM243 255H246V256H243ZM251 255V256H250ZM19 256V258L20 257H22L23 259H27L26 261L25 260H22V258H17ZM32 256V257H31ZM120 256L121 257H123V258H120ZM250 256V257H249ZM260 256V257H259ZM3 257V258H2ZM15 259H14V258ZM25 257V258H24ZM29 257H31L30 259H29ZM40 257V258H39ZM46 257H47V259H46ZM51 257V258H50ZM56 257H57V259H56ZM67 257H69V258H67ZM112 257H113V259H112ZM140 257V258H139ZM143 257V258H142ZM161 257V258H160ZM169 257V258H168ZM199 257V258H198ZM206 257V258H205ZM253 257V258H252ZM43 258V259H42ZM60 258H62V259H60ZM109 258V259H110ZM139 258V259H138ZM142 258V259H141ZM196 260H195V259ZM198 258V259H197ZM248 258H250V259H248ZM12 259V260H11ZM40 261H39V260ZM49 259H51V260H49ZM54 259H56V260H54ZM64 259V260H63ZM68 259H70V260H68ZM143 259H145V261L143 260ZM161 259V260H160ZM169 259V260H168ZM178 259V260H177ZM251 259H252V261H251ZM18 260V261H17ZM45 262H44V261ZM49 260V261H48ZM53 260H54V263H53ZM61 260V261H60ZM68 260V261H67ZM114 260V261H113ZM117 260V261H116ZM133 260V261H132ZM136 260H138V261H136ZM171 260V261H170ZM176 260V261H175ZM245 260V261H244ZM247 260H249V261H247ZM13 261V262H12ZM17 261V262H16ZM23 261H25V262H23ZM42 261V262H41ZM63 261V262H62ZM70 261V262H69ZM112 261V262H111ZM116 261V262H115ZM123 261V262H122ZM125 261V262H124ZM136 261V262H135ZM203 261V262H202ZM210 261V262H209ZM251 261V262H250ZM20 262V263H19ZM28 262V263H27ZM41 262V263H40ZM67 262H69V263H67ZM131 262H133V263H131ZM138 262V263H137ZM150 262V263H149ZM164 262V263H163ZM192 262V263H191Z\"/></svg>", "mask_w": 264, "mask_h": 264}, {"label": "bare ground", "instance_id": "6f19581e", "mask_svg": "<svg viewBox=\"0 0 264 264\" xmlns=\"http://www.w3.org/2000/svg\"><path fill=\"white\" fill-rule=\"evenodd\" d=\"M47 1V0H46ZM49 2H52L51 0H48ZM70 1V0H69ZM75 1V0H74ZM80 1H82V0H80ZM85 1V0H84ZM86 1H88V0H86ZM85 1V2H86ZM114 1V0H113ZM116 1V0H115ZM124 1H126V0H124ZM145 1V0H144ZM147 1V3H148V0H146ZM145 1V2H146ZM168 1V0H167ZM178 1V0H177ZM181 1V0H180ZM183 1L184 0H182L181 2L183 3ZM187 1V0H186ZM191 1H193V0H191ZM195 1V0H194ZM199 1V0H198ZM204 1H206V0H203V2ZM208 1V0H207ZM45 2V0L44 1H42V0H39V1H37V0H0V9H2V11L4 12V14L5 15H7V14H14V18L16 17V19L18 18L19 20H21V21H19V23L18 22H16V21H14V22H16V23H18L19 25L17 26V28H16V30H15V32H14V35L12 34L11 35V38L9 39V41L7 42V48H9V49H7V50H0L1 52H0V59L3 61V64H1L2 66L4 65V62H7V63H11L12 65L14 64V66H18V65H16V63L17 64H19V66L21 65L22 66V70L21 71H18V69L17 68H15L14 69V72L12 71V72H10V71H5L4 69H8V68H4V69H2L1 68V70H3V71H1V73H2V78H3V82H2V84H1V86H0V102L3 104V105H6V104H8V105H12V107H14L15 109H16V111L14 110H12V112H16V116L15 117H13V118H11V115H10V120H9V118H8V122H7V118L5 117H3L4 119H6L5 120V122L4 123H2L1 125H0V236L2 237V235H6V234H9L10 236H12L13 237V243L12 244H14L16 247L18 246V245H21V244H23L24 243V241H25V239H27L28 240V237H27V235H29V234H34L33 233V227H35L36 226V224H38L40 221H42V219L43 218H41L40 219V221H39V219H38V213L36 212V210L38 211V209L40 210L41 208H50L51 206L49 205L50 203L52 204V202H55V201H50V198L48 199L49 200V202L50 203H47V204H44L43 205V203L42 202H45V198H43V197H45V196H43L44 195V193L47 191L46 190V188H44L45 190H43V191H45L44 193H43V197H42V199H41V201H37L38 203L36 204V201H35V194H36V191L38 190L37 188L38 187H40V186H38L37 188L35 187V183H34V181H33V177H32V175H33V166H35V162L33 163V164H31V158H32V152L35 150V149H41L40 148V143L41 144H43L42 142H40L39 144H38V142L39 141H37L36 140V137L37 138H39L38 136H32L31 134L33 133L32 131V133H30V124H32V123H29L30 121H28L29 120V116H30V114L31 113H34L35 111H37L38 110V106H39V102L41 103L42 101H40L41 100V97H40V92H42L43 93V91L45 90V89H43L42 91H40V86L42 85V83H43V81H42V78H41V74H43V73H41L42 71H43V68L45 67L46 68V64L47 63H49V60H48V62H47V59L46 58H44V56H48V54L46 55V54H44L43 55V52H42V44H43V42H42V40L43 41H45L44 39H45V37H43L44 39H41V35H43L45 32H48V31H50V30H48V26L50 25V23L49 22H46V15H48V9H49V6L48 5H46V6H48V8H46L45 7V5H43V4H45L44 3ZM56 2V1H55ZM64 2H65V0H64ZM121 2V1H120ZM129 2V1H128ZM137 2H138V0H137ZM144 2V3H145ZM157 2V1H156ZM190 2V1H189ZM258 2H264V0H213V2L211 3V4H209V6H208V4L206 5V7H210V9H211V7H212V14H215V15H213V17H215L214 19H212V17H206L205 19L206 20H211L210 21V23L211 22H213V20H221V22H223V21H225V22H227V20L228 19H232L233 20V17H234V15L232 14L233 13V11L235 10V12H237V13H239L240 14V19H243V22H242V24H248L247 25V27H249V25L250 26H256L257 24H258V26L257 27H254V29L253 30H251V33L248 35V39L250 40V42H252V44L254 45L253 47H255L256 49V51H257V54H258V62H257V70H259L260 72H261V74H264V14H263V12L262 11H264V10H262V8L264 7V5H262L263 7L261 8L259 5H258ZM61 3V2H60ZM63 3V2H62ZM61 3V4H62ZM74 3V2H73ZM101 3V2H100ZM108 3H110V1L108 2ZM117 3V2H116ZM119 3V2H118ZM135 3V2H134ZM142 3H143V0H142ZM146 3V5H148ZM184 3H185V1H184ZM206 3V2H205ZM210 3V2H209ZM47 4H49V3H47ZM58 4H59V2H58ZM61 4H59V5H61ZM69 4H70V2H69ZM68 4V5H69ZM71 4H72V2H71ZM88 4V3H87ZM113 4V3H112ZM115 4V3H114ZM121 4V3H120ZM129 4H130V2H129ZM167 4V3H166ZM189 4V3H188ZM192 4V3H191ZM196 4V3H195ZM199 4H202V3H199L198 2V5ZM264 4V3H263ZM52 5V4H51ZM100 5V4H99ZM98 5V6H99ZM115 5H117V4H115ZM128 5V4H127ZM135 5V4H134ZM133 5V6H134ZM140 4H139V2H138V6H139ZM143 5V4H142ZM150 5V4H149ZM148 5V6H149ZM153 5H155V4H153ZM185 5V4H184ZM204 5V4H203ZM203 5H200V6H203ZM53 6L55 7V5H54V2H53ZM53 6H51V7H53ZM64 6V5H63ZM63 6H62V12H61V14L64 12L63 11ZM89 6V5H88ZM101 6V5H100ZM107 5H105V7H106ZM119 6V5H118ZM123 5H121V7H122ZM131 6H132V3H131ZM156 6H158V5H156ZM160 6V5H159ZM192 6V5H191ZM200 6L198 7V6H196V7H198V9L200 8ZM205 6V5H204ZM233 7V11L232 10H230L231 9V7ZM58 9L60 8L59 6H56ZM55 7V8H56ZM73 7V6H72ZM102 7V6H101ZM101 7H100V10H101ZM109 7H110V5H109ZM116 7V6H115ZM124 8L126 7H128V6H123ZM130 7V6H129ZM128 7V8H129ZM140 7H142L141 5H140ZM139 7V8H140ZM146 7V6H145ZM161 7V6H160ZM159 7V8H160ZM180 7V6H179ZM182 7H183V4H182ZM196 7H194V9L196 8ZM205 7V8H206ZM229 7H230V9H229ZM56 8V9H57ZM77 8V7H76ZM95 8V7H94ZM93 8V9H94ZM112 8H114V6L112 7ZM127 8V9H128ZM136 8V7H135ZM157 8V7H156ZM176 8V7H175ZM203 8V7H202ZM201 8V9H202ZM205 8L203 9L205 12H209V10L208 11H206L205 10ZM92 9V10H93ZM99 9V8H98ZM116 9V8H115ZM115 9H113L114 11H116ZM151 9H154V8H151ZM158 9V8H157ZM177 9V8H176ZM181 9V8H180ZM188 9H189V7H188ZM191 9V8H190ZM207 9V8H206ZM209 9V8H208ZM264 9V8H263ZM51 10V9H50ZM54 9H52V11H53ZM86 10V9H85ZM95 10V9H94ZM102 10H103V7H102ZM109 10H110V8H109ZM120 10V9H119ZM121 10H122V8H121ZM129 10V9H128ZM148 10V9H147ZM146 10V11H147ZM179 10V9H178ZM185 10V9H184ZM187 10V9H186ZM185 10V11H186ZM192 11H193V8L191 9ZM200 10V9H199ZM1 11V10H0ZM60 11H61V9L58 11L57 10V12H59L60 13ZM96 11V10H95ZM105 11H107V10H105ZM111 11V10H110ZM134 8H133V10H131L130 9V13L132 14V15H130L129 13V16H131L132 17V20H133V18H134V16L133 15H136L138 12L136 11V14L134 13ZM154 11H156L155 9H154ZM173 11V10H172ZM180 11V10H179ZM184 11V12H185ZM192 11H190V10H188V12L189 13H191ZM201 11V10H200ZM232 11V12H231ZM13 12V13H12ZM50 12V11H49ZM54 12V11H53ZM57 12L55 11L54 12V14H55V16H57ZM98 12V11H97ZM101 12H103V11H101ZM119 12V11H118ZM124 12H125V10H124ZM153 12V11H152ZM183 11H182V13H184ZM195 12H197V10L195 11ZM195 12H193L194 14H195ZM199 12V11H198ZM203 12V11H202ZM216 12V13H215ZM1 13V12H0ZM86 13V12H85ZM90 13V12H89ZM105 13V12H104ZM107 13H108V11H107ZM114 13V12H113ZM123 13V12H122ZM145 13V12H144ZM174 13V12H173ZM187 13V12H186ZM186 13H184V14H186ZM2 14V13H1ZM51 14V12L49 13V15ZM106 14V13H105ZM110 14H112V12L110 13ZM110 14H108V15H110ZM118 14V13H117ZM116 14V15H117ZM120 14V13H119ZM160 14V13H159ZM188 14V13H187ZM187 14H186V17H187ZM197 14V13H196ZM206 14V13H205ZM52 15H53V13H52ZM59 15V14H58ZM63 15V14H62ZM61 15V16H62ZM70 15V14H69ZM92 15V14H91ZM90 15V16H91ZM95 15V14H94ZM121 15H124L125 16V14H121ZM120 15V16H121ZM174 15V14H173ZM179 15V14H178ZM189 15V14H188ZM191 15H192V13H191ZM202 15V14H201ZM209 15V14H208ZM207 15V16H208ZM233 15V16H232ZM236 15V14H235ZM12 16V15H11ZM10 16V17H11ZM54 16V15H53ZM54 16V17H55ZM61 16H59V18L61 17ZM64 16V15H63ZM102 16V15H101ZM105 16V15H104ZM106 16H107V14H106ZM111 16H115V15H111ZM126 16L127 17H129L127 14H126ZM151 16V15H150ZM154 16V15H153ZM170 16V15H169ZM184 16V15H183ZM183 16H182V18H183ZM196 16H198V15H196ZM195 16V17H196ZM237 16V15H236ZM235 16V17H236ZM238 16H237V18H238ZM0 17H1V15H0ZM58 17V16H57ZM57 17H55V18H57ZM108 17V16H107ZM107 17H103V18H107ZM118 16H116V19H119L120 17H118ZM123 17V16H122ZM137 17V16H136ZM161 17V16H160ZM164 17H166V16H164ZM178 17V16H177ZM189 17V16H188ZM187 17V18H188ZM193 17H194V15H193ZM192 16H191V21H192V23H193V18ZM194 17V18H195ZM199 17V16H198ZM198 17H196V18H198ZM202 17H204L203 15H202ZM48 18V17H47ZM102 18V17H101ZM102 18V19H103ZM112 18V17H111ZM147 18V17H146ZM151 18V17H150ZM159 18V17H158ZM169 18V17H168ZM182 18H180V19H182ZM236 18V19H237ZM2 19V18H1ZM12 19V18H11ZM49 20H50V18H48ZM48 19H47V21H48ZM62 18H60V20H61ZM67 19H68V17H67ZM87 19V18H86ZM113 19V18H112ZM115 19V21L112 23V27H113V29L115 30V31H117V32H119L118 34L120 35V33L122 34V31L124 30L123 28H122V24H120V22H121V18H120V20H116ZM131 18H129V20H130ZM139 19H140V17H139ZM170 19V18H169ZM178 19V18H177ZM179 19V21H181ZM188 19H190V17L188 18ZM188 19H184L183 18V21H181L182 23H183V25H187L188 23H189V21H188V23H187V20ZM204 19V20H205ZM224 19V20H223ZM226 19V20H225ZM239 19V18H238ZM6 20V19H5ZM57 20H59V19H57ZM59 20V21H60ZM97 20V19H96ZM123 20V19H122ZM127 20V19H126ZM135 20V19H134ZM147 20V19H146ZM157 20V19H156ZM171 20V19H170ZM169 20V21H170ZM196 20V19H195ZM201 20H203V18L201 19ZM205 20V21H206ZM223 20V21H222ZM230 20H229V22H230ZM3 21V20H2ZM18 21V20H17ZM54 20H52V22H53ZM76 21V20H75ZM99 21V20H98ZM106 21V20H105ZM139 21V20H138ZM138 21H136L137 23H141V22H138ZM145 21V20H144ZM168 21V20H167ZM235 21V20H234ZM233 21V22H234ZM0 22H1V20H0ZM21 22V23H20ZM51 22V21H50ZM55 22V21H54ZM57 22V21H56ZM61 22V21H60ZM100 22V21H99ZM108 22V21H107ZM131 22V21H130ZM136 22H134L135 24H136ZM157 22V21H156ZM172 22V21H171ZM216 22V21H215ZM219 22V21H218ZM236 23H237V20L235 21ZM239 22H240V20H239ZM49 23V24H48ZM110 23V22H109ZM108 23V24H109ZM134 23L133 24H131V28H133L134 29V31L133 32H137V31H140V30H138V28H136V26L138 25H134ZM168 23V22H167ZM192 23L191 24H188V25H191L192 26ZM224 23V22H223ZM236 23H234V24H236ZM2 24V23H1ZM5 24V23H4ZM52 24V23H51ZM55 24V23H54ZM53 24V25H54ZM59 24V23H58ZM63 24L64 23H62L61 25L63 26ZM126 24H129V22L127 23L126 22ZM150 24V23H149ZM166 24V23H165ZM170 24V23H169ZM197 24V23H196ZM201 24V23H200ZM209 24V23H208ZM214 25H215V23H213ZM219 24H221V23H219ZM218 23H217V28H218V25H219ZM233 24V23H232ZM232 24H231V27H232ZM240 24V23H239ZM242 24H240V26H242ZM8 25H10V26H12V24H8ZM55 25H57V24H55ZM98 25V24H97ZM105 25H107V24H105ZM104 25V26H105ZM134 25V26H133ZM160 25V24H159ZM171 25V24H170ZM173 25V24H172ZM199 25V24H198ZM197 25V26H198ZM222 25H224V24H222ZM225 25H227V23L225 24ZM9 26V29H12L11 31L13 32L14 30V28H11ZM62 26H61V28H62ZM109 26V25H108ZM129 26H130V24H129ZM139 26V25H138ZM141 26H142V24H141ZM178 26V25H177ZM196 26V25H195ZM206 26V25H205ZM211 26V25H210ZM221 26V25H220ZM229 26H230V24H229ZM228 26V27H229ZM238 26V25H237ZM237 26H236V28H237ZM50 27H53L52 25L50 26ZM49 27V28H50ZM57 27V26H56ZM58 27H59V25H58ZM63 27H65V25L63 26ZM101 27H102V25H101ZM111 27V28H112ZM124 27V26H123ZM140 27V26H139ZM157 27V26H156ZM163 27V26H162ZM175 27V26H174ZM187 27V26H186ZM192 27H194V26H192ZM201 27V26H200ZM208 27V26H207ZM214 26H211L210 28H213ZM225 26H223V28H224ZM234 27V26H233ZM246 27V26H245ZM5 28H7V27H5ZM60 28V27H59ZM60 28V29H61ZM136 28V29H135ZM161 28V27H160ZM176 28V27H175ZM180 29H181V27H179ZM196 28V27H195ZM202 28V27H201ZM222 28V29H223ZM253 28V27H252ZM252 28H250V29H252ZM9 29H6V30H9ZM52 29V28H51ZM54 29H56V28H54ZM106 30H107V28H105ZM128 29H130V27L129 28H127V30ZM152 29V28H151ZM155 29V28H154ZM183 29V28H182ZM191 30H193V28H190ZM221 29V28H220ZM220 29H219V31H220ZM225 29V28H224ZM227 29V28H226ZM235 29V28H234ZM245 29H247V28H245ZM244 29V30H245ZM250 29H247V31L248 30H250ZM53 30V29H52ZM58 30V29H57ZM100 30H101V28H100ZM165 30V29H164ZM168 30V29H167ZM186 30H189V29H187L186 28ZM190 30V31H191ZM196 30V29H195ZM200 30H202V29H200ZM200 30H198V31H200ZM211 30H213V29H211ZM217 30V29H216ZM232 30V29H231ZM240 30V29H239ZM238 30V31H239ZM242 30H243V28H242ZM242 30L240 31V32H242ZM243 30V31H244ZM3 31H5V30H3ZM10 31V30H9ZM97 31V30H96ZM112 31V30H111ZM128 31H132V30H128ZM142 31H143V29H142ZM141 31V32H142ZM171 30H169V32H170ZM183 31V30H182ZM197 31V32H198ZM205 32H206V30H204ZM215 31V30H214ZM236 31V30H235ZM235 31H233V32H235ZM2 32V31H1ZM52 34L54 33V31H50ZM59 33H60V31H58ZM57 32V33H58ZM61 32H63V30L61 31ZM127 32V31H126ZM133 32H131V33H133ZM140 32V33H141ZM160 32V31H159ZM162 32H164V31H162ZM167 32V31H166ZM188 32V31H187ZM194 32V31H193ZM192 32V33H193ZM197 32H194V33H197ZM207 32H209V29L207 30ZM231 32V31H230ZM232 32V33H233ZM240 32H239V34H240ZM249 32V31H248ZM49 33V32H48ZM109 33H110V31H109ZM112 33H113V31H112ZM130 33V34H131ZM174 33V32H173ZM176 33V32H175ZM183 33H184V31H183ZM186 33V32H185ZM184 33V34H185ZM191 33V34H192ZM211 33V32H210ZM209 33V34H210ZM215 33H216V31H215ZM215 33L213 34V35H215ZM224 33V32H223ZM228 33V32H227ZM9 34H10V32H9ZM56 33H54V36H56L55 35ZM67 34V33H66ZM65 34V35H66ZM106 34V33H105ZM111 34V33H110ZM127 34V33H126ZM143 34V33H142ZM186 34H189V33H186ZM198 35H200L199 37H201V35L202 34H199V33H197ZM203 34H205V33H203ZM207 34V33H206ZM209 34H207V35H209ZM216 34H218V33H216ZM238 34V33H237ZM238 34V35H239ZM242 34V33H241ZM245 34H246V32H245ZM1 35V34H0ZM50 35V34H49ZM61 35V34H60ZM114 35V34H113ZM117 35V34H116ZM118 35V36H119ZM141 35V34H140ZM151 35V34H150ZM167 35V34H166ZM183 35V34H182ZM194 35V34H193ZM206 35V36H207ZM7 36V35H6ZM44 36V35H43ZM45 36H47V35H45ZM54 36L52 35V36H49V37H53L52 38V40L54 39ZM109 36V35H108ZM122 36V35H121ZM120 36V37H121ZM128 36H129V34H128ZM131 36H134L133 34L131 35ZM187 36H189L190 37V35H187ZM197 36V35H196ZM229 36V35H228ZM236 36V35H235ZM235 36H234V38L233 39H235ZM244 36V35H243ZM106 37V36H105ZM117 37V36H116ZM123 37V36H122ZM137 37V36H136ZM143 37V36H142ZM141 37V38H142ZM176 37V36H175ZM188 37V38H189ZM193 37V36H192ZM191 37V38H192ZM198 37V38H199ZM203 37H205V35L203 36ZM222 37V36H221ZM241 37V36H240ZM239 37V38H240ZM0 38H1V36H0ZM56 38H57V36H56ZM102 38V37H101ZM104 38V37H103ZM108 38V37H107ZM124 38V39H123ZM122 39L125 41V39L127 38H125V37H123ZM173 38V37H172ZM180 38V37H179ZM194 38V37H193ZM209 38V37H208ZM213 38H217L216 36H214V37H211L210 39H213ZM6 39H8V38H6ZM47 39H48V37H47ZM50 39V38H49ZM58 39V38H57ZM56 39V41H58ZM143 39V38H142ZM169 39V38H168ZM176 39V38H175ZM178 39V38H177ZM183 39H185L186 40V38H184L183 37ZM190 39V38H189ZM189 39H187V40H189ZM195 39V38H194ZM201 39V38H200ZM206 39V38H205ZM241 39V38H240ZM239 39V40H240ZM246 39H247V37H246ZM245 39V40H246ZM119 40V39H118ZM117 40V41H118ZM130 40H132L131 38H130ZM139 40V39H138ZM203 40V39H202ZM230 40L232 41V39L230 38ZM229 40V41H230ZM236 40V39H235ZM244 40V39H243ZM242 40V41H243ZM248 40V41H249ZM51 41V40H50ZM50 41H49V44H50ZM53 41H55V40H53ZM112 41V40H111ZM120 41H122V40H120ZM128 41V40H127ZM127 41H125V42H127ZM135 41V40H134ZM157 41H158V39H157ZM161 41V40H160ZM164 41V40H163ZM189 41H191V40H189ZM188 41V42H189ZM205 41V40H204ZM237 41V40H236ZM52 42V41H51ZM123 42V41H122ZM125 42H124V44H125ZM129 42H131V41H129ZM136 42H137V40H136ZM135 42V43H136ZM165 42V41H164ZM164 42H162L161 41V43L158 45V49H159V51L160 52H163L165 55L164 56H166V57H168L167 59H170L169 61H171V59L173 60V59H176L177 58V61H178V57L181 55L180 54V52L178 51L179 49V47L177 48V49H175V48H173V47H170V43L171 42H169V44H166V43H164ZM198 42V41H197ZM244 42V41H243ZM249 42V43H250ZM48 43V42H47ZM103 43V42H102ZM116 43V42H115ZM132 43V42H131ZM140 43V42H139ZM156 43V42H155ZM154 43V45L156 46V44ZM175 43V42H174ZM194 43V42H193ZM199 43V42H198ZM201 43V42H200ZM214 43V42H213ZM216 43V42H215ZM234 43V42H233ZM2 44V43H1ZM1 44H0V47H1ZM55 44V43H54ZM119 44H120V42H119ZM118 44V45H119ZM143 44V43H142ZM185 44V43H184ZM191 44V43H190ZM220 44V43H219ZM228 44V43H227ZM241 44V43H240ZM243 44V43H242ZM245 44H246V42H245ZM252 44H250L251 46H252ZM45 45H46V43H45ZM56 45V44H55ZM169 45V46H168ZM181 45H183V44H181ZM197 45V44H196ZM204 45H205V43H204ZM249 45V44H248ZM249 45V46H250ZM44 46V45H43ZM141 46V45H140ZM184 46H186V44L184 45ZM201 46H202V44H201ZM201 46H199V47H201ZM209 46V45H208ZM207 45H205V46H202L204 49H205V47L207 48L208 47ZM221 46V45H220ZM223 46H225V45H223ZM247 46V45H246ZM45 47V46H44ZM57 47V46H56ZM118 47V46H117ZM123 47V46H122ZM133 47V46H132ZM147 47V46H146ZM196 48H198L197 46H195ZM202 47H201V50H203V52H207L206 50H204V49H202ZM242 48H243V46H241ZM245 47V46H244ZM248 47V46H247ZM246 47V48H247ZM6 48V47H5ZM131 48V47H130ZM137 48V47H136ZM155 49L156 47H154V46H152V48L150 49V50H152V49ZM184 47H181L180 48V50L181 49H183ZM194 48V47H193ZM215 48L216 47H214L213 49L215 50ZM249 48V47H248ZM2 49V48H1ZM46 49H47V47H46ZM102 49V48H101ZM100 49V50H101ZM186 48H184L183 50H181V52H183L184 50H185ZM217 50H215V51H218V48H216ZM237 49V48H236ZM250 49V48H249ZM248 49V51H249V53H250V50ZM99 50V51H100ZM111 50V49H110ZM119 50V49H118ZM148 49H146V51H147ZM156 50V49H155ZM189 50V49H188ZM188 50L187 51H185V52H188ZM196 50V49H195ZM195 50H193V51H195ZM201 50H199V48H198V52L200 51L201 52ZM209 50H210V48H209ZM208 50V51H209ZM233 50V49H232ZM240 50H242L241 48H240ZM251 50H252V48H251ZM54 51V50H53ZM107 51V50H106ZM105 51V52H106ZM128 51H129V49H128ZM133 51V50H132ZM137 52H138V50H136ZM158 50H157V52H159ZM213 50H210V52H209V58H208V62L206 61V63L205 62H203L204 60L203 59H200V60H203V61H200V63H198L199 65L195 68V69H193V71H191V72H193V74H195L194 72H197V79H200L201 81H204V83L205 82H207V81H210L211 79H213V78H216V75H221L222 76V74L223 75H229L230 73H231V75H232V69L228 66V65H226L227 63H223V61H222V58H221V60H220V58H219V60H218V57H220V55L219 56H217L216 55V53H215V51H214V53L212 52ZM242 51H244V50H242ZM119 52V51H118ZM142 52V51H141ZM140 52V53H141ZM149 52V51H148ZM148 52H146L147 53V55H148V57H149V53ZM151 52V51H150ZM156 52V53H157ZM254 52V51H253ZM252 52V53H253ZM55 53V52H54ZM53 53V54H54ZM104 53V52H103ZM132 53V52H131ZM136 53V52H135ZM135 53H134V55H132V56H135ZM140 53H137V54H140ZM143 53V52H142ZM154 53H155V51H154ZM154 53H153V55H154ZM197 53V52H196ZM205 53H203V54H205ZM221 53H222V51H221ZM220 53V54H221ZM224 53V52H223ZM227 53V52H226ZM243 53V52H242ZM245 53V52H244ZM243 53V54H244ZM107 54V53H106ZM159 54H161V53H159ZM189 54V53H188ZM187 53L185 54V55H188ZM198 54V53H197ZM200 54V53H199ZM217 54H219V53H217ZM230 54V53H229ZM253 54H255V53H253ZM252 54V55H253ZM51 54H49V56H50ZM112 55V54H111ZM116 55H118V54H116ZM146 55V54H145ZM146 55V56H147ZM151 55V54H150ZM162 55V54H161ZM184 55V54H183ZM192 55V54H191ZM193 55H194V53H193ZM201 55H202V52H201ZM206 55H208V54H206ZM223 55V54H222ZM236 55V54H235ZM251 55V54H250ZM48 56V57H49ZM119 56V55H118ZM123 56V55H122ZM129 56H131V55H128V57H126V58H129ZM131 56V57H132ZM140 56V55H139ZM143 56V55H142ZM145 56V57H146ZM155 56H156V54H155ZM158 56V55H157ZM164 56H163V58H164ZM196 56V55H195ZM225 56V55H224ZM245 56V55H244ZM243 56V57H244ZM248 56V55H247ZM255 56V55H254ZM100 57H101V55H100ZM135 57H137V56H135ZM135 57H133V58H135ZM141 57V56H140ZM144 57V56H143ZM142 57V58H143ZM160 57H162V56H160ZM160 57H159V60H161L162 59V62L161 63H164L165 64V59H164V61H163V58H161L160 59ZM181 57H183V56H180V58ZM185 57V56H184ZM187 57H190L189 55L187 56ZM192 57V59H196V57H198V56H196L195 58H193V56H191ZM207 57V56H206ZM221 57H223V56H221ZM229 57V56H228ZM227 57V58H228ZM240 57V56H239ZM257 57V56H256ZM51 58H52V56L49 58L50 60H51ZM109 58V57H108ZM124 58V57H123ZM122 58V59H123ZM133 58H131V59H133ZM139 57H137V58H135V59H138ZM141 58V59H142ZM198 58H200V57H198ZM197 58V59H198ZM241 58V57H240ZM254 58V57H253ZM252 57H251V59H250V61L253 59ZM58 59V58H57ZM141 59H138L137 61L139 62L140 61V63H141V65H143V66H145L144 68H145V70L146 69H148L149 68V66H152V65H154L155 66V63H156V61L158 60V58H156V57H150L149 59H147V57H146V60H144V58H143V61L141 60ZM190 59V58H189ZM223 59H225V60H228V59H226V58H223ZM229 59H231V58H229ZM245 59V58H244ZM248 59V58H247ZM255 59V58H254ZM253 59V60H254ZM60 60V59H59ZM63 60V59H62ZM102 60H103V58H102ZM119 60V59H118ZM121 60V59H120ZM217 60L220 62V61H222V63L224 64H222L223 66H226V70H224V68H222L223 66H221V68L223 69V71H221V72H217L214 68L213 69H211L210 67H211V65L209 64V63H211V64H213V63H215V62H217ZM232 60V59H231ZM52 61V60H51ZM111 61V60H110ZM127 61V60H126ZM125 61V62H126ZM175 61V60H174ZM182 61H183V58H182ZM197 61V60H196ZM195 61V62H196ZM199 61V60H198ZM230 61V60H229ZM228 61V62H229ZM249 61V66H250V64H251V62H253V61H251L250 62ZM256 61V60H255ZM120 62V61H119ZM124 62V61H123ZM131 62V61H130ZM167 62H168V60H167ZM166 62V63H167ZM181 62V61H180ZM184 62V61H183ZM185 62H187V61H185ZM194 62V61H193ZM236 62V61H235ZM245 62H247V60H245L243 63H245ZM2 63V62H1ZM6 63V64H7ZM61 63V62H60ZM122 65H123V63L122 62H120ZM134 63V62H133ZM137 63V62H136ZM151 63H152V65H151ZM154 63V64H153ZM159 63H160V61H159ZM158 63V64H159ZM160 63V64H161ZM179 63V62H178ZM175 64L174 65V63H173V65H174V67H177V65H179V64ZM182 63V62H181ZM181 63H180V66L182 67V66H184V65H181ZM221 63V62H220ZM230 63H231V61H230ZM232 63H234L233 61H232ZM240 63V62H239ZM52 64V63H51ZM137 64H139V63H137ZM157 64V65H158ZM196 64V63H195ZM194 64V65H195ZM206 64H209L210 65V67L207 65L206 66ZM218 64V63H217ZM235 64V63H234ZM256 64V63H255ZM0 65V66H1ZM48 65V64H47ZM113 65V64H112ZM115 65V64H114ZM121 65V66H122ZM171 65H172V62H171ZM170 65V66H171ZM193 65V64H192ZM197 65V64H196ZM195 65V66H196ZM214 65V64H213ZM219 65H221V64H219ZM218 65V66H219ZM230 65V64H229ZM252 65V64H251ZM253 65H254V63H253ZM252 65V66H253ZM1 66V67H2ZM5 66V65H4ZM3 66V67H4ZM7 67H8V64L6 65ZM10 66V65H9ZM116 66H118V65H116ZM123 66H125V65H123ZM129 66V65H128ZM153 66V67H154ZM161 66V65H160ZM163 66V65H162ZM180 66H178V68L177 69H175V70H177L176 72H178V74H179V76L181 75H183V76H187V74H188V72H189V65H187L188 67H183V68H181ZM231 66H232V68H234L235 69V67H237V66H235V65H232L231 64ZM233 66H235V67H233ZM252 66H250V67H252ZM13 67V66H12ZM103 67V66H102ZM125 67H127V66H125ZM124 67V68H125ZM137 67V66H136ZM155 67H157V66H155ZM163 67H166V65L165 66H163ZM172 67V66H171ZM180 67V68H179ZM216 67H217V65H216ZM247 68V66L245 65L244 66V68ZM20 68V67H19ZM44 68V69H45ZM49 68V67H48ZM123 68V67H122ZM152 68V67H151ZM192 68H194V67H192ZM243 68V67H242ZM243 68V69H244ZM246 68L244 69L245 71H246ZM12 69V68H11ZM17 69V72H15V70ZM125 69H128V68H125ZM150 69V68H149ZM154 69V68H153ZM158 68H156V71H158V72H160L159 70H157ZM159 69H160V67H159ZM172 69V68H171ZM217 69V68H216ZM233 69V70H234ZM247 69H249V68H247ZM8 70H10V68L8 69ZM49 71H50V68L48 69ZM99 70V69H98ZM104 70H106V69H104ZM104 70H103V72H104ZM109 70V69H108ZM119 70V69H118ZM145 70H143V73H141V74H135L134 73V75H137V79H136V81H135V83L134 84H132V85H130V86H128L127 87V85L124 83V85H126L125 87H127V93H129V96H128V102L129 103H135V101L136 100H138V99H140V98H146L145 100L146 101H151V99L152 98H154V97H158V94L159 95H161V93L162 92H165V91H163V89L161 90V89H159V90H161L160 92L161 93H159V90H154V89H149L148 88V85H150L149 84V76H151V75H147L146 74V72H144ZM150 70H152V69H150ZM191 70V69H190ZM218 70V69H217ZM220 70V69H219ZM237 70V69H236ZM241 70V69H240ZM251 70H253V69H251ZM256 70V69H255ZM52 71H54L53 70V68H52ZM51 71V72H52ZM58 71V70H57ZM56 71V72H57ZM127 71V70H126ZM164 71V70H163ZM173 71H174V69H173ZM250 71V70H249ZM45 72H46V69H45ZM121 72H123L122 71V69H120V73ZM131 72H133L132 70H131ZM136 72V71H135ZM166 72V71H165ZM242 72V71H241ZM244 72V71H243ZM106 73H107V71H106ZM127 73H129L128 71H127ZM137 73V72H136ZM157 73V72H156ZM167 73V72H166ZM165 73V74H166ZM170 73V72H169ZM234 73H236V71L234 72ZM238 73V72H237ZM247 73V72H246ZM245 73V74H246ZM45 74V73H44ZM102 74V73H101ZM105 76H106V74L105 73H103ZM114 74V73H113ZM113 74H111V75H113ZM124 74V73H123ZM131 74V73H130ZM164 74V73H163ZM172 74H173V72H172ZM193 74H190V76L191 75H193ZM244 74V75H245ZM253 75H254V73H252ZM251 74V75H252ZM51 75V74H50ZM103 75V77H105ZM107 75H109L110 76V73H109V71H108V73H107ZM116 75V74H115ZM129 75V74H128ZM132 75H133V73H132ZM132 75H130V79H132L134 76H132ZM153 75V74H152ZM218 75V76H219ZM230 75V76H231ZM239 75V80H240V73L238 74ZM241 75H242V73H241ZM0 76V77H1ZM25 76V78L26 77H28V78H30L31 79V83L29 84L28 82V84L27 85H25V84H23V82L25 81V79H23L22 77H24ZM60 76V75H59ZM102 76V75H101ZM114 76V75H113ZM160 76H162V73H161V75ZM164 76V75H163ZM162 76V78H164ZM167 76H169V75H167ZM172 76V75H171ZM175 76V75H174ZM173 76V77H174ZM180 76V79L182 78V80H183V77H181ZM194 76V75H193ZM255 76H256V74H255ZM46 77H48V76H46ZM53 77V76H52ZM52 77H49V78H52ZM95 77V76H94ZM102 77V78H103ZM108 77V76H107ZM117 77V76H116ZM127 77V76H126ZM166 77V76H165ZM189 77V76H188ZM192 77V76H191ZM195 78H196V76H194ZM220 77V76H219ZM223 77V80H224V76H222ZM226 77V76H225ZM229 77V76H228ZM232 77V76H231ZM231 77H230V79H231ZM244 77V76H243ZM242 77V78H243ZM250 77V76H249ZM258 77V76H257ZM256 77V78H257ZM263 77H264V75H263ZM28 78H26L27 79V81H28ZM109 78V77H108ZM107 78V79H108ZM113 78H115V77H113ZM119 78V77H118ZM117 78V79H118ZM136 78V77H135ZM134 78V79H135ZM151 78V77H150ZM154 78H156L155 76H154ZM154 78H153V80H154ZM157 78H158V75H157ZM168 78V77H167ZM170 78V77H169ZM172 78V77H171ZM218 78V77H217ZM251 78V77H250ZM255 78V77H254ZM254 78H252V79H254ZM24 81H23V80ZM44 79V78H43ZM48 79V78H47ZM47 79H45V80H47ZM53 79V78H52ZM51 79V80H52ZM93 79V78H92ZM104 79V78H103ZM106 79V78H105ZM104 79V80H105ZM120 79H122L123 80V77L122 78H120ZM128 79L129 78H127L126 79V81L125 82H129L128 81ZM161 79V78H160ZM165 79V78H164ZM175 79V78H174ZM177 79V81H178V78H176ZM189 79V78H188ZM192 79V81H193V77L191 78ZM222 79V78H221ZM226 79V78H225ZM235 79V78H234ZM236 79H237V77H236ZM236 79H235V81H236ZM2 79H0V81H1ZM44 80V81H45ZM50 80V81H51ZM54 80V79H53ZM116 80V79H115ZM114 80V81H115ZM133 80V79H132ZM131 80V81H132ZM156 80V79H155ZM168 80V79H167ZM185 80V79H184ZM233 80V79H232ZM232 80L231 81H224V83H221L220 81V83L217 81V83H215L216 82V80H215V82L213 81V85H214V87H216L217 89L218 88H222V91L224 90V92H223V94L222 95H220L219 97H217V95H216V97H217V99H215V102H216V104H215V106L217 105L222 111H223V113H228V112H230V113H232V112H234V111H232L231 112V110L230 109H226V104L228 103V102H226L227 100H228V98H233V100L235 99L236 101H238V100H244V101H246V100H248L247 99V94L245 95V93L243 94L241 91V89L239 88V90H241L240 92L242 93H240V94H235V95H233V92H235V90H234V88L236 87L235 85H233L234 83L232 82ZM242 80V79H241ZM244 80V79H243ZM250 80V79H249ZM258 80V79H257ZM260 80V79H259ZM258 80V81H259ZM114 81L112 82L111 81V78L109 79V80H105L104 82H103V80H102V83H100V85H98L99 86V90H98V88H97V90L96 91H101V96H102V94L104 95V99L105 98H107L108 97V94L112 91V90H114L115 89V87H114V89L112 88V85L114 84ZM124 81V80H123ZM134 81V80H133ZM132 81V82H133ZM162 81H163V79H162ZM161 81V82H162ZM169 81H170V79H169ZM174 81V80H173ZM177 81L175 80V82L177 83ZM180 81V80H179ZM186 81V80H185ZM185 81H183L184 83H187V82H185ZM234 81V80H233ZM245 81V80H244ZM256 81V80H255ZM264 81V79L262 80V83H264L263 82ZM90 82V81H89ZM112 82V83H111ZM116 82H119V80H117ZM115 82V83H116ZM122 82V81H121ZM131 82V83H132ZM199 82V81H198ZM237 82V81H236ZM243 82V81H242ZM246 82V81H245ZM244 82V83H245ZM257 82V81H256ZM25 83V82H24ZM46 83V82H45ZM95 83H97V82H95ZM130 83V82H129ZM130 83V84H131ZM153 83V82H152ZM159 82H157V84H158ZM167 84H169V83H172V81L171 82H166ZM165 83V84H166ZM181 83V82H180ZM179 83V84H180ZM190 83H193V82H191L190 81ZM194 83H196V81L194 82ZM200 83V82H199ZM210 83V82H209ZM238 83H240L239 81H238ZM238 83L236 84L237 86H238ZM251 83V82H250ZM254 83V82H253ZM92 84V83H91ZM121 85L123 84V83H120ZM119 84V85H120ZM154 84V83H153ZM164 84V85H165ZM166 84V85H167ZM175 84V83H174ZM174 84H171V86L173 85L174 86ZM178 84V83H177ZM188 84V83H187ZM203 84V83H202ZM240 84H243V83H240ZM252 84V83H251ZM44 85V84H43ZM48 85L50 86V84L48 83ZM52 85H54V87H55V84L53 83ZM116 85H118V84H116ZM161 85H163V84H161ZM160 85V86H161ZM176 85V84H175ZM182 85H184V84H182ZM188 85H191V84H188ZM187 85V86H188ZM235 86L234 88L232 87V86ZM244 85H246V84H244ZM255 85V84H254ZM58 86V85H57ZM96 86V85H95ZM157 86V85H156ZM159 85H158V87H160ZM177 86H179V85H177ZM210 86V85H209ZM239 86H241V85H239ZM249 86H251V85H249ZM46 87H48V86H46ZM53 87V86H52ZM122 87V86H121ZM124 87V88H125ZM151 87V86H150ZM162 87V86H161ZM165 87V86H164ZM163 87V88H164ZM167 87V86H166ZM165 87V88H166ZM181 87V86H180ZM189 87H191V86H189ZM200 87V86H199ZM245 87V86H244ZM254 87H256V86H254ZM253 86H252V89L254 88ZM117 88H118V86H117ZM123 88V89H124ZM154 88V87H153ZM167 88H169V86L167 87ZM166 88V89H167ZM171 88V87H170ZM179 88V87H178ZM182 88V87H181ZM183 88H184V86H183ZM188 88V87H187ZM196 88V87H195ZM211 89H213V87H210ZM215 88V89H216ZM238 88V87H237ZM236 88V89H237ZM247 88H248V85H247ZM250 88V87H249ZM52 89V88H51ZM57 89V88H56ZM61 89V88H60ZM112 89V90H111ZM123 89H120L119 88V90H123ZM194 89V88H193ZM197 89V88H196ZM201 89V88H200ZM205 89H206V87H205ZM209 89V88H208ZM217 89H216V91H217ZM244 90L246 89V88H243ZM251 89V88H250ZM91 90H93V92H94V89H92L91 88ZM116 91H118L117 89H115ZM168 90V89H167ZM183 90V89H182ZM185 90V89H184ZM189 90V89H188ZM188 90H185V92L186 91H188ZM190 90H191V88H190ZM210 90V89H209ZM234 90V91H233ZM243 90V91H244ZM55 91V90H54ZM124 91V90H123ZM169 91V90H168ZM171 91H173V89L171 90ZM165 92V93H163V97H162V101H164V103H167V105L169 104V106H170V108H169V110L166 112V113H172V112H174V111H178V110H176V109H178V108H182L183 107V105L185 104V103H183V104H181L182 103V101L181 102H178V100L176 101V103H174L173 101H174V99L172 98V96H174L175 94L174 93H172V92ZM174 91H176L175 90V86H174ZM218 91H220V93L222 92L221 91V89L220 90H218ZM238 91V90H237ZM248 91V90H247ZM45 92H47V91H45ZM48 92H50L49 91V88H48ZM121 92V91H120ZM119 92V93H120ZM125 92V91H124ZM184 92V93H185ZM190 92V91H189ZM195 93H196V91H194ZM193 92V93H194ZM200 92H204V90L203 91H200ZM200 92H199V94H200ZM239 92V91H238ZM251 93H252V91H250ZM57 93V92H56ZM114 93V92H113ZM173 95H172V94ZM177 93V92H176ZM179 93V92H178ZM181 93L182 92H180V96H178V97H181ZM191 93L192 92H190V96H191ZM237 93V92H236ZM93 94V93H92ZM97 94V95H96ZM95 94V96H98L99 94L98 93H96ZM111 94V93H110ZM117 94V93H116ZM115 94V95H116ZM186 94V93H185ZM185 94H183L185 97L184 98H186L187 96L185 95ZM188 94V93H187ZM202 94V93H201ZM200 94V95H201ZM205 94V93H204ZM211 94V93H210ZM215 94H218V92L217 93H215V90H214V95ZM231 94H232V96H231ZM45 95H47V94H45ZM49 95H51V92H50V94ZM125 95V94H124ZM123 95V96H124ZM219 95V94H218ZM249 95V94H248ZM251 96L250 97H252L254 100H256L255 102H259L260 103V105L262 106V108L263 109H259V112L257 113V120L255 121L256 123L254 124V130H255V133H256V135L259 137V138H261V139H263L264 140V86L263 87H260V88H256L255 90H254V92L252 93V94H250ZM52 96H55V93H54V95H52ZM92 96V95H91ZM94 96V95H93ZM92 96V97H93ZM100 95L98 96L99 98L101 97ZM112 96V95H111ZM211 96V95H210ZM147 97H149V100H147ZM176 97V96H175ZM207 97V96H206ZM208 97H209V95H208ZM50 98V97H49ZM99 98H97V99H99ZM111 98V97H110ZM116 98V97H115ZM114 98V99H115ZM125 98H126V95H125ZM183 98V99H184ZM211 98H213V96H211ZM249 98V97H248ZM252 98H250V99H252ZM45 99H48V98H45ZM52 99H54V97L52 98ZM52 99H50V100H52ZM92 99V98H91ZM156 99V98H155ZM158 99V98H157ZM159 99H161V98H159ZM158 99V101H160ZM173 99V100H172ZM177 99H179V101H180V98H177ZM189 99V98H188ZM203 99H205V98H203ZM249 99V100H250ZM49 99L47 100V102L48 101H50ZM93 100V99H92ZM106 100H108V99H105V102H106ZM110 100H112V99H110ZM123 99H121V101H122ZM144 100V101H145ZM176 100V99H175ZM184 100H186V99H184ZM184 100H183V102H184ZM199 100H202V97H200L199 95H194L193 96V94H192V96L190 97V99H189V104H188V106H187V108H189V111H190V121H191V123L192 124H199V123H201V114H203L202 113V111L201 110H203L204 108H206V105H205V107L202 105V107H204V108H198V106H200V105H198L199 104ZM206 100H207V98H206ZM230 100V99H229ZM43 101H44V99H43ZM53 101H55V99L53 100ZM91 101V100H90ZM94 101V100H93ZM113 101V100H112ZM116 101V100H115ZM120 101V102H121ZM156 101V100H155ZM187 101V100H186ZM207 101H209V100H207ZM214 101V100H213ZM213 101H211V102H213ZM45 102V101H44ZM51 102V101H50ZM99 102H100V99H99ZM102 102V101H101ZM100 102V103H101ZM104 102V101H103ZM102 102V103H103ZM108 102H109V100L103 105L104 106V108H105V112H104V116H105V120H106V123H104L103 125L101 124L102 123V118H101V116L99 115L101 112H103V111H99L100 113L98 114V113H92V112H83V116L81 117V116H79V117H81V118H83L82 120H83V122L81 123L80 122V120H79V122H80V124H81V127H77L76 129H77V131H75L76 133H75V137L73 136V140L72 141H74V142H76V144L78 143V144H80L81 145V150H82V147H83V150H82V155H80L81 157H79L77 160V165L76 166H74L73 168H72V171L74 172V175L76 176V174H75V172L76 171H80L81 172V174L83 175V181H84V187L83 188H79V189H81L82 191L81 192H79V197L78 198H80V200H83V202L79 205V202H77V204H76V202H75V207L74 206H72V207H74V208H72L73 210L72 211H70V213H68L69 211L67 210V209H64L63 208V210L65 211V210H67L68 212V214H64L63 216H64V218H66L67 220L66 221H68V225L67 224H65L66 225V232L68 231V232H70L69 234H70V236H72L73 237V239H77V240H79V245H76L77 247V249L76 250H72L73 251V253L71 252V248L69 249L70 250V252L72 253V256H70L71 258H72V264H108L109 262H108V260L110 261L111 260V258H110V254H108V252H110L109 251V246L111 247V246H114V245H112V244H114V243H117V244H119V245H121V247H122V249L123 250H125V248H126V246L128 247L130 244H131V242L130 241H133V240H138L139 238L141 239V233L139 234V235H141L139 238H138V234H136V232H135V230H134V222L133 223H131L130 221H126L123 225H121V231L122 232H124L123 234H125V235H123V236H127L128 238H127V240L126 241H124V240H122V239H118V237H117V239L116 240H111V239H109V240H111V242L110 241H106L105 239H99V237L97 238V239H94L93 237H91L92 236V233H93V231L94 230H98V226H97V224H99V223H97L96 224V222H95V220H97V219H94L93 220V218L94 217H92L93 216V213L94 212H97L96 210V208H98V204L97 205H95L96 204V202L95 201H97V200H95L94 201V195H95V193L97 194V192L98 193H101V194H110V193H112V191L115 189V187H116V180H115V177H114V174L118 171V170H121V171H125L127 174L128 173H130V174H128V175H130V177L129 176H127L128 178H127V186H128V188H130V190H132V197H131V199H130V203L128 204L129 206H126L127 207V209H126V207H124L125 209H126V211L124 212L125 213V215H126V212H127V218H129V220H131V219H134L135 220V224L137 223V225L136 226H138V224H140L141 226H142V228L144 227H146L145 225H146V223L148 222L147 221V219H149V218H147L149 215L152 217V215L149 213V211H148V207L146 206V203H145V194H146V192L148 191V192H150V190H148V186H147V184H146V182H145V179H146V177H147V175H146V173H145V168H148L146 165H148L149 166V168L151 167L148 163H150L151 162V160H153V159H155V154H154V152H153V150L155 149V147L153 148V144H154V142L151 140L152 139V137H154V135L155 134H153V136L152 137H149V136H151L150 134H148L147 135V131L148 130H146V129H148V128H144L145 129V131L143 132V133H145V134H132V135H127V133L125 134V136L123 135V139L125 140V139H127V138H130V141H131V143H132V145H133V148L135 147L136 148V152H137V158H135L134 157V159H136L135 161H134V163H128L127 162V160H124V162L122 163V164H119L120 166H118V165H116V163H115V160L117 159H115V153H114V151L115 150H117V149H115V146H114V148L113 149H115L114 151H110V149L107 147V145H106V148H108V149H105V147H104V144H109L108 143V141L110 142L111 140H112V138H113V135L116 133V131L118 130V129H121L120 127L121 126H123V127H125V128H127V127H129V129H130V123H127L126 121H124L125 119H123V117H124V115L122 116V119H123V121L125 122V123H123V124H125V126L124 125H122V120H121V118L119 117V116H117L116 114H119L120 112L119 111H116V112H119V113H116L113 109H112V107L115 105V103H118V102H115V103H112V104H114L113 106H111L112 104H111V102H109L110 104H108ZM136 102H138V101H136ZM153 102H154V100H153ZM178 102V103H177ZM206 102V101H205ZM230 102H231V100H230ZM229 102V104H231ZM252 102H254L253 100H252ZM252 102H251V104H252ZM255 102H254V104H255ZM0 103V104H1ZM52 103V102H51ZM60 103V102H59ZM101 103V104H102ZM126 103V102H125ZM124 103V104H125ZM143 103H145V102H143ZM147 103V102H146ZM162 103V102H161ZM161 103H159V104H161ZM236 103V102H235ZM44 104V103H43ZM49 104V103H48ZM53 104L54 103H52L51 105H52V107H53ZM77 104V103H76ZM87 104V103H86ZM101 104H100V106H101ZM122 105H120V106H122L123 107V101H122V103H121ZM154 105H155V103H153ZM163 104V103H162ZM204 104V103H203ZM208 104V103H207ZM210 104V103H209ZM247 104H248V102L246 101L245 102V104L244 105H246L247 106ZM251 104L249 103V105L251 106ZM258 104V103H257ZM2 105V106H3ZM45 105V104H44ZM43 105V107H45ZM93 105V107H94V104H92ZM118 105V104H117ZM153 105V106H154ZM164 105V104H163ZM198 105V106H197ZM240 105V104H239ZM243 105V104H242ZM253 105V104H252ZM49 107H50V105H48ZM47 106V107H48ZM66 106V105H65ZM99 106V105H98ZM120 106H118V107H120ZM125 106H127V105H125ZM129 106V105H128ZM133 106V105H132ZM135 106V105H134ZM134 106H133V109H135L134 108ZM145 106H147V104L145 105ZM144 106V107H145ZM152 106V104H151V107H153ZM166 106V105H165ZM164 106V107H165ZM168 106V107H169ZM214 105H213V107H215ZM227 106H228V104H227ZM1 107V106H0ZM11 107V109H13ZM46 107V108H47ZM90 106H88V108H89ZM131 107V106H130ZM136 107V106H135ZM138 107V106H137ZM148 107H150L149 105H148ZM157 107H158V104H157ZM168 107H166V109L168 108ZM209 108L211 107V106H208ZM218 107H217V109H218ZM231 107H233V104H232V106ZM243 106H239V110H240V108H242ZM255 107V106H254ZM54 108V107H53ZM52 108V109H53ZM56 108V107H55ZM126 108V107H125ZM127 108H129V107H127ZM126 108V109H127ZM156 108V107H155ZM155 108H154V111H156V113H157V110H155ZM216 108V107H215ZM228 108V107H227ZM230 108V107H229ZM235 108H236V105H235ZM237 108H238V105H237ZM244 108V111H246L247 110V108H245V107H243ZM243 108H242V110H243ZM253 108V107H252ZM10 109V110H11ZM44 109V108H43ZM52 109H49V110H52ZM80 109V108H79ZM92 109H94V108H92ZM91 109V110H92ZM118 109V108H117ZM122 109H124V108H121L120 109V111L122 110ZM137 109V108H136ZM136 109H135V111H136ZM144 109V108H143ZM162 109H163V107H162ZM186 109V108H185ZM207 109V108H206ZM216 109V110H217ZM246 109V110H245ZM255 109H256V107H255ZM258 109V108H257ZM0 110H2L1 108H0ZM3 110H4V107H3ZM39 110H41V109H39ZM49 110H47V111H49ZM55 110V109H54ZM63 110H64V108H63ZM63 110H61V111H63ZM89 110V109H88ZM87 110V111H88ZM90 110V111H91ZM116 110V109H115ZM149 110H151V109H149ZM160 110V109H159ZM158 110V111H159ZM183 110V109H182ZM209 110V109H208ZM216 110H215V112H216ZM250 110V109H249ZM248 110V111H249ZM56 111V110H55ZM60 111V110H59ZM58 111V113H60ZM69 111V110H68ZM86 111V110H85ZM123 111V110H122ZM126 111V110H125ZM127 111H128V109H127ZM126 111V112H127ZM132 111V110H131ZM147 111V110H146ZM145 111V112H146ZM153 111V110H152ZM153 111V112H154ZM161 111V110H160ZM163 111V110H162ZM165 111V110H164ZM179 111H181V110H179ZM187 111V110H186ZM188 111V112H189ZM211 111H214L213 110V108H211ZM0 112H2V111H0ZM5 112H7L6 110H5ZM11 112V111H10ZM39 112V111H38ZM57 112V111H56ZM56 112H54V115H55V113ZM64 112V111H63ZM66 112H67V110H66ZM66 112H65V114H66ZM78 112V111H77ZM95 112V111H94ZM98 112V111H97ZM116 114H115V113ZM151 112V111H150ZM184 112V111H183ZM204 112H206L205 111V109H204ZM236 112H238V111H236ZM239 112H241V111H239ZM243 112V111H242ZM247 112V111H246ZM245 112V113H246ZM254 112V111H253ZM8 113V112H7ZM36 113V112H35ZM42 113V112H41ZM68 113V112H67ZM80 113V112H79ZM85 113V114H84ZM132 113V112H131ZM139 113V112H138ZM159 113V112H158ZM157 113V114H158ZM163 113V112H162ZM166 113H165V115H166ZM170 113V114H171ZM179 114H180V112H178ZM177 113V115H179ZM181 113H182V111H181ZM207 113V112H206ZM209 113H210V111H209ZM219 113V112H218ZM221 113V112H220ZM229 113V114H230ZM244 113V112H243ZM250 113V112H249ZM1 114H4V113H1ZM12 114V113H11ZM15 113H13V115H14ZM37 114V113H36ZM46 114V113H45ZM44 114V115H45ZM57 114V113H56ZM64 114V113H63ZM77 114V113H76ZM121 114H122V112H121ZM130 114V113H129ZM140 114H141V112H140ZM164 114V113H163ZM161 115L162 117L164 116V115ZM185 113H183L182 115H184ZM222 114V113H221ZM233 114V113H232ZM240 113H238V116H240L239 115ZM252 114V113H251ZM254 114V113H253ZM256 114V113H255ZM8 115V114H7ZM6 115V116H7ZM8 115V116H9ZM41 115H43V113L41 114ZM58 115V114H57ZM56 115V116H57ZM82 115V114H81ZM101 115H103V114H101ZM120 115V114H119ZM127 115H128V112H127ZM132 115V114H131ZM134 115V119H135V114H133ZM136 115H138L137 113H136ZM145 115V114H144ZM146 115H148V113H146ZM145 115V116H146ZM150 116L149 117H147L146 116V118H148L147 120H146V124H151V122L153 123V121H152V119H156V121L157 122H159L158 120V118H161L160 117V115H155V114H152V113H150L149 114ZM188 116H189V113L187 114ZM218 115V114H217ZM231 115V114H230ZM242 115V114H241ZM245 115V114H244ZM2 116V115H1ZM1 116H0V118H1ZM145 116H143V117H145ZM168 116H171V115H168ZM188 116L186 117V118H188ZM228 116V115H227ZM233 116V115H232ZM246 116V115H245ZM249 116H250V114H249ZM248 116V113H247V117H249ZM31 117H32V115H31ZM34 117V116H33ZM36 117V116H35ZM49 117V116H48ZM57 117H59V116H57ZM127 117H129V116H127ZM133 117V116H132ZM141 117V116H140ZM173 117V116H172ZM209 117V116H208ZM251 117H252V115H251ZM256 116H254V118H255ZM36 118H39L38 116L36 117ZM35 118V119H36ZM40 118H41V116H40ZM62 118V117H61ZM61 118H59L60 120H61ZM145 118V119H146ZM165 118H166V116H165ZM183 118H184V116H183ZM207 118V117H206ZM218 118V117H217ZM220 118V119H219ZM218 119L219 120H221V118L223 119V117L221 116V117H219ZM230 118V117H229ZM236 118H237V116H236ZM236 118H233V119H236ZM243 118H245L246 119V117H243ZM243 118H238V120H240V121H238L239 123L240 122H243V121H241V120H244ZM253 118V117H252ZM253 118V119H254ZM32 119V118H31ZM35 119H33V120H35ZM63 119V118H62ZM80 119V118H79ZM128 119V118H127ZM137 119V118H136ZM142 120H144V118H141ZM141 119H139V120H141ZM158 119V120H157ZM163 119H164V117H163ZM174 119V118H173ZM173 119H171L172 121H173ZM225 119V118H224ZM232 119V118H231ZM248 119V118H247ZM2 119H0V121H1ZM57 120V119H56ZM69 120H71V119H69ZM68 120V121H69ZM78 120V119H77ZM81 120V121H82ZM104 120V121H105ZM130 120V119H129ZM138 120V121H139ZM162 120V119H161ZM165 120V119H164ZM164 120H162V121H164ZM168 120V119H167ZM170 120V121H171ZM185 120V119H184ZM186 120H188V119H186ZM210 120V119H209ZM229 120V119H228ZM32 121V120H31ZM37 121V120H36ZM39 121H40V119H39ZM103 121V122H104ZM128 121V120H127ZM133 121V120H132ZM138 121H136L137 123H138ZM161 121V122H162ZM169 121V122H170ZM175 121V120H174ZM173 121V122H174ZM223 121V120H222ZM227 121V120H226ZM234 121H236L237 122V119L236 120H234ZM245 121V120H244ZM3 122V121H2ZM56 122V121H55ZM66 122V121H65ZM130 122V121H129ZM134 122L135 121H133V124H134ZM144 122H145V120H144ZM155 122V121H154ZM166 122V121H165ZM168 122V121H167ZM172 122V123H173ZM189 122V121H188ZM187 122V123H188ZM203 122V121H202ZM219 122V121H218ZM217 122V123H218ZM229 122V121H228ZM227 122V123H228ZM233 122V121H232ZM236 122H233L234 124H236L237 125V123ZM1 123V122H0ZM45 123V122H44ZM47 123V122H46ZM51 123V122H50ZM54 123V122H53ZM57 123V122H56ZM59 123V122H58ZM57 123V124H58ZM61 123V122H60ZM67 123V122H66ZM73 123V122H72ZM141 123V122H140ZM171 123V122H170ZM171 123V124H172ZM175 123V122H174ZM186 123V124H187ZM207 123H210V122H207ZM223 124V122H222V124L223 125H227V127H229L228 125H229V123L228 124ZM34 124V123H33ZM37 124H38V122H37ZM36 124V125H37ZM39 124H40V122H39ZM62 124V123H61ZM69 124V123H68ZM68 124H66V126H68ZM74 124V123H73ZM79 124V125H80ZM132 124V122H131V125H133ZM136 124V123H135ZM134 124V125H135ZM141 124H143L144 125V123H141ZM149 124V125H150ZM156 124V123H155ZM154 124V125H155ZM160 124V123H159ZM158 124V125H159ZM163 124V123H162ZM165 124V123H164ZM163 124V125H164ZM175 124H177V123H175ZM174 124V125H175ZM188 124H190V123H188ZM187 124V125H188ZM202 124H204V123H202ZM218 124H220V123H218ZM230 124H231V122H230ZM243 124V123H242ZM242 124H239V125H241V130H244V127L242 128ZM41 126H42V124H40ZM100 125H101V128H100ZM137 125V124H136ZM142 125V126H143ZM153 125V124H152ZM151 125V126H152ZM157 125V124H156ZM205 125V124H204ZM203 125V126H204ZM210 125V124H209ZM233 125V124H232ZM231 125V126H232ZM253 125V124H252ZM252 125H249V126H252ZM34 126V125H33ZM65 125H64V127H65V129L66 128H70V126H68V127H66ZM72 126H74V125H72ZM76 126V125H75ZM141 126V127H142ZM170 126V125H169ZM184 126V125H183ZM196 126V125H195ZM206 126H208V125H206ZM238 126V125H237ZM244 126V125H243ZM246 126H248L247 124H246ZM245 126V127H246ZM35 127V126H34ZM34 127H32V128H34ZM38 127H39V125H38ZM37 127V128H38ZM60 127V126H59ZM136 127V126H135ZM135 127H134V129H135ZM158 127V126H157ZM160 127V126H159ZM162 127V126H161ZM173 127V126H172ZM205 127V126H204ZM221 127V126H220ZM253 127V126H252ZM37 128H35V129H37ZM42 128H43V126H42ZM125 128H123V130H125ZM132 128H133V126H132ZM132 128H131V130H132ZM138 128V127H137ZM143 128V127H142ZM142 128H141V130H142ZM176 128V127H175ZM185 128V127H184ZM197 128H199L198 127V125H197ZM203 128V127H202ZM217 128V127H216ZM224 128L225 127H223V132H226L227 130L229 131V129L230 128H233V127H229V128H226L227 130L225 131L224 130ZM237 128V127H236ZM249 127H246V129H248ZM35 129H34V131H35ZM40 129V128H39ZM45 129V128H44ZM60 129H61V127H60ZM177 129V128H176ZM176 129H174V130H176ZM192 129H193V127H192ZM235 129V128H234ZM233 129V130H234ZM32 130V129H31ZM43 130V129H42ZM41 130V131H42ZM64 130V129H63ZM62 130V131H63ZM123 130H122V132H123ZM131 130H129V132L131 131ZM137 130V129H136ZM136 130H133V131H135V132H132V133H136L137 131ZM139 130H140V128H139ZM149 130H151V131H155V130H152L151 128L149 129ZM184 130V129H183ZM187 130H189V129H187ZM197 130V129H196ZM222 130V129H221ZM233 130H231V131H233ZM237 129H235V131H236ZM251 130V129H250ZM249 130V131H250ZM38 131V130H37ZM50 131V130H49ZM61 131V130H60ZM61 131V132H62ZM68 132H69V129L67 130ZM120 131V130H119ZM128 131V130H127ZM162 131V130H161ZM186 131V130H185ZM192 131V130H191ZM204 131H206V130H204ZM238 131V130H237ZM253 131V130H252ZM57 132V131H56ZM65 132V131H64ZM63 132V133H64ZM74 132V131H73ZM72 132V133H73ZM121 132V131H120ZM141 132V131H140ZM219 132V131H218ZM221 132V131H220ZM242 132V131H241ZM247 132V131H246ZM41 133V132H40ZM44 133V132H43ZM58 133V132H57ZM67 133V132H66ZM131 133V132H130ZM138 133V132H137ZM149 133V132H148ZM151 133V132H150ZM155 133L157 134L158 132H156L155 131ZM177 133V132H176ZM187 133V132H186ZM204 133V132H203ZM229 133V132H228ZM233 133V132H232ZM231 133V134H232ZM235 133V132H234ZM242 133H244V132H242ZM37 134V133H36ZM53 134H55V133H53ZM74 134V133H73ZM118 135H119V132L117 133ZM121 134V133H120ZM129 134V133H128ZM219 134V133H218ZM217 134V135H218ZM226 134V133H225ZM236 134V133H235ZM241 134V133H240ZM34 135H35V133H34ZM43 135V134H42ZM65 135V134H64ZM71 135V134H70ZM118 135H117V138H118ZM193 135V134H192ZM208 135V134H207ZM238 135V134H237ZM246 135V137H247V134H245ZM249 135V134H248ZM61 136V135H60ZM72 136V135H71ZM120 136V135H119ZM177 136V135H176ZM180 136V135H179ZM178 136V137H179ZM226 136V135H225ZM242 136V135H241ZM253 136V135H252ZM256 136V137H257ZM45 137V136H44ZM47 137V136H46ZM67 137L68 136H66V139H67ZM121 137V136H120ZM162 137V136H161ZM189 137H191V136H189ZM223 137H224V135H223ZM227 137H230V136H228L227 135ZM255 137V136H254ZM48 138V137H47ZM46 138V139H47ZM63 138V137H62ZM72 138V137H71ZM101 138V139H100ZM114 138H116V136L114 137ZM151 138V139H150ZM156 138V137H155ZM154 138V139H155ZM187 138V137H186ZM208 138V137H207ZM231 138H232V136H231ZM240 138V137H239ZM243 137H241V139H242ZM248 138V137H247ZM258 138V139H259ZM42 139V138H41ZM51 139V138H50ZM119 139H121V138H119ZM158 139V138H157ZM176 139V138H175ZM206 139V138H205ZM249 139H251V136H250V138ZM257 139V140H258ZM56 140V139H55ZM69 140H71V139H69ZM68 140V143L69 142H71V141H69ZM118 140V139H117ZM156 140V139H155ZM238 140H240V139H238ZM260 140V139H259ZM41 141V140H40ZM61 141V140H60ZM115 141V140H114ZM113 141V142H114ZM119 141V140H118ZM126 141V140H125ZM127 141H128V139H127ZM207 141V140H206ZM205 141V142H206ZM229 141V140H228ZM241 141V140H240ZM245 141V140H244ZM253 141H255V139L253 140ZM253 141H252V143H253ZM107 142V143H106ZM116 142V141H115ZM124 142V141H123ZM167 142V141H166ZM230 143H231V141H229ZM228 142V143H229ZM237 142H239V141H237V136H233V139H232V143H234L235 145H236V143ZM246 142H250V141H246ZM246 142L244 143V144H242V145H245L246 144ZM45 143V142H44ZM55 143V142H54ZM57 143V142H56ZM68 143H66L65 142V144H66V146H68L67 144ZM155 143H159V142H155ZM195 143V142H194ZM229 143V144H230ZM257 143V142H256ZM255 143V144H256ZM259 144H260V142H258ZM113 144V143H112ZM112 144H109V146H111ZM115 145H116V143H114ZM113 144V145H114ZM125 144V143H124ZM128 144V143H127ZM187 144V143H186ZM205 144V143H204ZM227 144V143H226ZM228 144V145H229ZM247 144H249V143H247ZM258 144V145H259ZM262 144V143H261ZM70 145V144H69ZM72 145V147L73 148H75L73 145H75V143L74 144H71ZM185 145V144H184ZM194 145V144H193ZM252 145V144H251ZM47 146V145H46ZM45 146V147H46ZM52 146H53V144H52ZM65 146V145H64ZM76 146V145H75ZM117 146V145H116ZM155 146H156V144H155ZM158 146V145H157ZM188 146V145H187ZM192 146V145H191ZM234 146V145H233ZM236 146H238V145H236ZM246 147H247V145H245ZM245 146H242V147H244L245 148ZM250 146V145H249ZM253 146V145H252ZM251 146V147H252ZM257 146V145H256ZM256 146H254L255 148H256ZM42 147V146H41ZM62 147V146H61ZM60 147V148H61ZM70 147V146H69ZM77 147H78V145H77ZM122 147H124V145L122 146ZM127 147V146H126ZM125 147V149H127ZM179 147H181V146H179ZM240 146H238V148H239ZM43 148V147H42ZM47 148V147H46ZM64 148V147H63ZM72 148V149H73ZM111 148V147H110ZM160 148V147H159ZM169 148V147H168ZM182 148V147H181ZM189 148V147H188ZM207 148V147H206ZM232 149H233V147H231ZM234 148H235V146H234ZM241 148V147H240ZM240 148H239V151L237 150V151H233L234 153H232V151H231V153H229L228 152V154H233L232 156L233 157H235L234 159H233V157H231V159H233L234 160V162H236L237 161V163L238 164H240V166L242 165H245V162H247V161H249V159H248V157H247V154L249 153V151H247L248 153H246V152H242L241 150H242V148H241V150H240ZM243 148V149H244ZM250 148V147H249ZM54 149V148H53ZM67 148H65V150H66ZM71 149V148H70ZM70 149H67L66 151L67 152H69L68 150H70ZM71 149V150H72ZM119 149V148H118ZM125 149H124V151H125ZM128 149H130V148H128ZM131 149H132V147H131ZM157 149V148H156ZM165 149V148H164ZM176 149V148H175ZM191 149V148H190ZM38 150H36V151H38ZM42 150V149H41ZM44 151H46L47 149H43ZM76 150V149H75ZM78 150L79 151H77V153L78 152H80L81 150H80V147L78 148ZM159 150V149H158ZM173 150V149H172ZM172 150H170V151H172ZM207 149H205V151H206ZM228 150V149H227ZM230 150V149H229ZM245 150V149H244ZM247 150H250V149H247ZM256 150V149H255ZM258 151H259V155H260V157L264 160V141H263V144L262 145H260V147L257 149ZM44 151H41V152H44ZM64 151V150H63ZM128 150H126V152H127ZM133 150H131V152H132ZM155 151H157V150H155ZM201 151V150H200ZM251 151H252V148H251ZM38 152H40V151H38ZM67 152H66V155H67ZM117 152V151H116ZM123 152V151H122ZM121 152V153H122ZM134 152H135V150H134ZM159 153V155L161 156V154H160V150L158 151ZM162 152V151H161ZM253 152V151H252ZM61 153H63V152H61ZM71 153H75V152H71ZM71 153H68V155L69 154H71ZM226 153V152H225ZM255 153V155H256V151L254 152ZM41 154V153H40ZM45 154V153H44ZM132 154H135V153H132ZM198 154V153H197ZM5 155V156H4ZM39 155V154H38ZM38 155H36V157L38 156ZM47 155V154H46ZM65 155V154H64ZM72 155V154H71ZM70 155V156H71ZM78 155V154H77ZM118 155H119V153H118ZM121 155V154H120ZM158 155V156H159ZM165 155V154H164ZM187 155H189V154H187ZM205 155H206V153H205ZM249 155V154H248ZM44 156V155H43ZM69 156V157H70ZM75 156V155H74ZM117 156V155H116ZM122 156V155H121ZM133 156V155H132ZM156 156H157V154H156ZM183 156V155H182ZM181 156V157H182ZM227 156V155H226ZM229 156V155H228ZM252 156V155H251ZM251 156H249V157H251ZM48 157V156H47ZM75 157H77V156H75ZM74 157V158H75ZM118 157V156H117ZM123 157V156H122ZM122 157H120V158H122ZM125 157V156H124ZM123 157V158H124ZM129 157H130V155H129ZM187 157V156H186ZM202 157V156H201ZM204 157V156H203ZM225 157V156H224ZM229 157V158H230ZM38 158V157H37ZM71 158H73V156L71 157ZM126 158H127V156H126ZM125 158V159H126ZM156 158H158V157H156ZM161 157H159L158 159H160ZM165 158V157H164ZM196 158H197V156H196ZM207 158V157H206ZM252 158V157H251ZM253 158H255L254 157V155H253ZM259 158V157H258ZM40 159V158H39ZM130 159V158H129ZM133 159V160H134ZM180 159V158H179ZM187 159V158H186ZM185 159V160H186ZM204 159V158H203ZM123 160V159H122ZM197 160V159H196ZM207 160V159H206ZM34 161H36V160H34ZM67 161V160H66ZM75 161V160H74ZM158 162H159V160H157ZM232 161V160H231ZM254 161V160H253ZM253 161H252V163H253ZM258 161V160H257ZM261 161V160H260ZM38 162V161H37ZM36 162V164H37V166H38V163ZM43 162V161H42ZM72 162V161H71ZM118 162V161H117ZM119 162L121 163V161L119 160ZM208 162V161H207ZM230 162V161H229ZM75 163V162H74ZM152 163V162H151ZM186 163V162H185ZM194 163V162H193ZM251 163V164H252ZM40 164V163H39ZM67 164V163H66ZM118 164V163H117ZM153 164H154V161H153ZM199 164V163H198ZM211 164H213V163H211ZM233 164V163H232ZM236 164V163H235ZM248 164H250V163H248ZM250 164V165H251ZM74 165V164H73ZM196 165V164H195ZM194 165V166H195ZM156 166V165H155ZM161 166V165H160ZM204 166V165H203ZM238 166V165H237ZM241 166V167H242ZM41 167V166H40ZM70 167V166H69ZM156 167H158V166H156ZM191 167V166H190ZM193 167V166H192ZM196 167H197V165H196ZM196 167H194L195 169H196ZM236 167V166H235ZM244 167V166H243ZM242 167V168H243ZM246 167V166H245ZM249 167V166H248ZM35 168H38V167H35ZM66 168H68L67 166H66ZM65 168V169H66ZM152 168V167H151ZM201 168V167H200ZM205 168V167H204ZM234 168V167H233ZM239 168V167H238ZM237 168V169H238ZM242 168H240V169H242ZM247 168V167H246ZM245 168V169H246ZM39 169H42V168H39ZM176 169V168H175ZM189 169V168H188ZM249 169H250V167H249ZM251 169L253 170V172H252V174L254 173L255 175H256V177L255 178H257L256 180H257V182L256 183H254V185L256 184V187H257V189H256V192H254L253 194H248L249 196H248V202H249V204L250 205H252V207L253 208H255V210L257 209V210H259L260 211V213H258L257 215H258V221H261V223L262 224H264V165L260 162V163H255L254 165H252V167H251ZM147 170V169H146ZM167 170V169H166ZM197 170V169H196ZM200 170V169H199ZM207 170V169H206ZM236 170V169H235ZM246 170H248V169H246ZM70 171V170H69ZM158 171V170H157ZM191 171H192V169H191ZM198 171V170H197ZM197 171H195L196 172V174L198 173ZM238 171V170H237ZM37 172V171H36ZM39 172H42V171H39L38 170V173ZM44 172V171H43ZM68 172V171H67ZM147 172H148V170H147ZM156 172V171H155ZM161 172V171H160ZM168 172V171H167ZM175 172H176V170H175ZM193 172H194V170H193ZM202 172H205V170L204 171H202ZM233 172V171H232ZM240 172V171H239ZM244 172V171H243ZM247 173H249V171L247 172ZM45 174V173H44ZM68 174V173H67ZM77 174H78V172H77ZM126 174V175H127ZM153 173H151V175H152ZM241 174V173H240ZM252 174H251V176H252ZM37 175H39V174H37L36 173V175H35V177L37 176ZM68 175H70V174H68ZM79 175V174H78ZM119 175V174H118ZM180 175V174H179ZM198 175V174H197ZM237 175V174H236ZM239 175V174H238ZM245 175H246V172H245ZM247 175H249L250 176V173L249 174H247ZM34 176V175H33ZM41 176V175H40ZM40 176H38V178L40 177ZM81 176V175H80ZM150 176V175H149ZM157 176V175H156ZM186 176V175H185ZM251 176L249 177L250 179H251ZM44 177H45V175H44ZM50 177V176H49ZM72 176L70 175V178H71ZM74 177V176H73ZM73 177H72V179H73ZM119 177V176H118ZM123 177H124V175H123ZM151 177V176H150ZM154 177V176H153ZM206 177V176H205ZM243 177V174L241 175V178ZM48 178V177H47ZM51 178V177H50ZM68 178H69V176H68ZM79 178V177H78ZM77 178V179H78ZM187 178V177H186ZM237 178V177H236ZM245 178V177H244ZM249 178H248V180H249ZM254 178V179H255ZM35 179V178H34ZM41 179L42 180H44L43 179V174H42V177H41ZM72 179H70V180H72ZM76 179V178H75ZM77 179H76V181H77ZM79 179H81L82 180V178H79ZM124 179V178H123ZM150 179V178H149ZM156 179V178H155ZM205 179V178H204ZM234 179V178H233ZM239 179V178H238ZM238 179H236V182L237 181H239ZM42 180L40 181L41 183L40 184H42ZM60 180V179H59ZM69 180V179H68ZM69 180V181H70ZM74 180V179H73ZM161 180V179H160ZM247 180V179H246ZM247 180V182L250 184V182ZM45 181V180H44ZM54 181V180H53ZM126 181V180H125ZM154 181V180H153ZM174 181V180H173ZM188 181H190V180H188ZM234 181H235V179H234ZM241 181V180H240ZM253 181V180H252ZM35 182H37V180L35 181ZM48 182V181H47ZM46 182V183H47ZM71 182V181H70ZM75 182V181H74ZM78 182V181H77ZM77 182H75L77 185H78V183ZM80 182V181H79ZM82 182V181H81ZM152 182V181H151ZM160 182V181H159ZM183 182V181H182ZM225 182V181H224ZM254 182V181H253ZM38 183H39V181H38ZM49 183V182H48ZM68 183V182H67ZM149 183H150V181H149ZM164 183V182H163ZM171 183V182H170ZM226 183V182H225ZM234 183V182H233ZM239 183V182H238ZM238 183H235V185L236 184H238ZM246 183V182H245ZM66 184V183H65ZM72 184V183H71ZM75 184V185H76ZM152 184V183H151ZM155 184V183H154ZM157 184V183H156ZM200 184V183H199ZM244 184V183H243ZM37 185H39V184H37ZM36 185V186H37ZM43 186L45 185V184H42ZM53 184H51V186H52ZM68 185V184H67ZM176 185V184H175ZM194 185V187H195V184H193ZM234 185V184H233ZM242 185V184H241ZM253 185V184H252ZM46 186V185H45ZM47 186H49V184H47ZM46 186V187H47ZM81 185H79V187H80ZM167 186V185H166ZM172 186H173V184H172ZM177 186V185H176ZM188 186V185H187ZM232 186V185H231ZM50 187V186H49ZM48 187V188H49ZM72 187H73V185H72ZM121 187V186H120ZM119 187V188H120ZM191 187V186H190ZM203 187V186H202ZM237 187H238V185H237ZM241 187V186H240ZM243 188H244V186H242ZM247 187H250V186H247ZM254 187V186H253ZM47 188V189H48ZM53 188V187H52ZM68 188V187H67ZM71 188V187H70ZM76 188H78V187H76ZM119 188H117V189H119ZM123 188H124V186H123ZM128 188H126V189H128ZM225 188V187H224ZM232 188V187H231ZM235 188V187H234ZM239 188V187H238ZM37 189V190H36ZM58 189V188H57ZM74 189V188H73ZM125 189V188H124ZM167 189V188H166ZM183 189V188H182ZM191 189V188H190ZM193 189V188H192ZM236 189V188H235ZM241 189V188H240ZM253 189V188H252ZM40 190V189H39ZM41 190H42V188H41ZM40 190V191H41ZM49 190H51V187L49 188ZM122 191V189H119L118 190V192H121ZM154 190V189H153ZM163 190V189H162ZM173 190H174V188H173ZM185 189H183V191H184ZM202 190V189H201ZM242 190V189H241ZM249 190H250V188H249ZM42 191V192H43ZM57 191V190H56ZM66 191H69V190H66ZM71 191V190H70ZM76 191V190H75ZM176 191V190H175ZM175 191H173V193L175 192ZM188 191V190H187ZM192 191V190H191ZM193 191H194V189H193ZM198 191V190H197ZM237 191V190H236ZM243 191H245V190H243ZM247 191H248V189H247ZM246 191V192H247ZM252 191V190H251ZM48 192V191H47ZM58 192V191H57ZM71 192H73V190L71 191ZM78 192V191H77ZM154 192V191H153ZM152 192V193H153ZM182 192V191H181ZM185 192H186V190H185ZM239 192V191H238ZM242 192V191H241ZM240 192V196H243L242 195V193H244V192H242L241 193ZM39 193V192H38ZM50 193V192H49ZM67 195H68V193L67 192H65ZM115 193V192H114ZM151 193V192H150ZM149 193V194H150ZM152 193H151V195H152ZM169 193V192H168ZM176 193V192H175ZM189 192H187V194H188ZM40 195H41V193H39ZM64 194V193H63ZM69 200L70 199H72V198H70V196H71V194L72 193H70L69 192ZM154 194V193H153ZM184 194V193H183ZM182 194V195H183ZM186 194V193H185ZM239 194V193H238ZM73 195V194H72ZM112 195H113V193H112ZM128 195V194H127ZM147 195H148V193H147ZM173 195V194H172ZM179 195V194H178ZM37 196H39V195H37ZM50 195L48 194V197H49ZM56 196V195H55ZM53 197V198H56V197ZM62 196V195H61ZM98 196V195H97ZM102 197H103V195H101ZM101 196H99L98 198H100ZM117 196V195H116ZM130 196V195H129ZM163 196V195H162ZM162 196H161V198H162ZM165 196V195H164ZM177 196V195H176ZM186 196V195H185ZM192 196V195H191ZM227 196V195H226ZM47 197V198H48ZM59 197V196H58ZM64 197V196H63ZM67 196H66V198H68ZM71 197H73L74 198V196H71ZM96 197V196H95ZM111 197V199H112V197L113 196H110ZM173 197H175V196H173ZM181 197V196H180ZM200 197H202V196H200ZM211 197V196H210ZM245 197V196H244ZM62 198V197H61ZM65 198V197H64ZM65 198V199H66ZM75 198H77L76 196H75ZM128 197H126V199H127ZM130 198V197H129ZM153 198V197H152ZM168 198V197H167ZM167 198H165V200L167 199ZM169 198H172V197H170L169 196ZM246 198V197H245ZM44 199V200H43ZM52 199V198H51ZM114 199H116V197H114ZM124 199V198H123ZM176 199H177V197H176ZM191 199H193V197L191 198ZM190 199V200H191ZM210 199V198H209ZM247 199V198H246ZM39 200V199H38ZM43 200V201H42ZM47 200V201H48ZM55 200V199H54ZM72 200H76V199H72ZM79 200V201H80ZM113 200V199H112ZM111 200V201H112ZM148 200H149V198H148ZM151 200V199H150ZM169 200V199H168ZM180 200H183V199H178V200H176V201H180ZM240 200H241V197H240ZM59 201H61L60 200V198H59ZM62 201H64V200H62ZM99 201V200H98ZM97 201V203H99ZM107 201H108V199H107ZM121 201V200H120ZM128 201V200H127ZM127 201L125 202V204L123 203V205H126V203H127ZM147 201V200H146ZM170 201H173V199H171ZM204 201V200H203ZM42 203V206H40L41 205V203ZM57 202V201H56ZM55 202V203H56ZM67 202H69L68 200H67ZM95 202V203H94ZM106 202V201H105ZM122 202L123 201H121V204H122ZM150 202V201H149ZM154 202V201H153ZM153 202H151L152 204H153ZM182 202V201H181ZM207 202V201H206ZM235 202V201H234ZM239 202V201H238ZM243 202L245 203V201L243 200ZM40 203V205H38ZM59 203V202H58ZM62 203V202H61ZM70 203H72V202H70ZM103 203H104V201H103ZM111 203V202H110ZM109 203V204H110ZM167 203H169L170 204V202H167ZM178 203H180V202H178ZM227 203V202H226ZM242 203V202H241ZM63 204H65V201H64V203ZM67 204L68 203H66V206H67ZM101 204V203H100ZM99 204V205H100ZM108 204V205H109ZM115 204H118V202L117 203H115ZM115 204H112V205H115ZM152 204H150V205H152ZM161 204V203H160ZM164 204V203H163ZM183 204V203H182ZM186 204V203H185ZM191 204V203H190ZM248 204V205H249ZM71 205V204H70ZM103 205H105V204H103ZM107 205V206H108ZM147 205H149V203H147ZM150 205H149V207H150ZM155 205V204H154ZM174 205V204H173ZM175 205H177V203H175ZM241 205H243V204H241ZM247 205V204H246ZM245 205V206H246ZM53 206V205H52ZM55 206V205H54ZM58 206V205H57ZM60 206V205H59ZM97 206V207H96ZM110 206V205H109ZM118 206H120L119 204H118ZM122 206V205H121ZM120 206V207H121ZM159 206H161V205H159ZM167 206L169 207L170 205H168L167 204ZM185 206H187V205H185ZM232 206V205H231ZM237 206V205H236ZM239 206V205H238ZM237 206V207H238ZM56 207V206H55ZM63 207H64V205H63ZM68 207H69V205H68ZM112 207H114V206H112ZM162 207H163V205H162ZM165 207V206H164ZM167 207V208H168ZM172 207V206H171ZM176 207H178V206H176ZM181 208L183 207L184 208V206L182 205V206H180ZM234 207V206H233ZM251 207V208H252ZM48 208V209H49ZM53 207H51L50 208V211H51V209H52ZM57 208V207H56ZM59 208V207H58ZM57 208V209H58ZM99 208H101V207H99ZM98 208V209H99ZM103 208V207H102ZM106 208V207H105ZM108 208V207H107ZM118 208V207H117ZM123 208V209H124ZM182 208V209H183ZM198 208V207H197ZM244 208V207H243ZM45 209H43V210H45ZM47 209V210H48ZM110 209H112L111 207H110ZM109 209V212L111 211V212H113L112 210H110ZM124 209V210H125ZM153 209H155V208H153ZM164 209H166V207L164 208ZM163 209V210H164ZM168 209H170V208H168ZM168 209H166V210H168ZM175 209H177V208H175ZM46 210V211H47ZM54 210H56V209H54ZM54 210L52 211V214H54L53 212H54ZM62 210V209H61ZM60 210V211H61ZM62 210V211H63ZM100 210V209H99ZM99 210H98V214L97 215H99L100 213H99ZM102 210V209H101ZM100 210V211H101ZM106 210V209H105ZM108 210V209H107ZM113 210H117V209H113ZM123 210V211H124ZM156 210V209H155ZM171 210H172V208H171ZM178 210H180V212H181V209H178ZM184 211H185V213L187 212L186 210H185V208L183 209ZM206 210V209H205ZM214 210V209H213ZM213 210H211V211H213ZM254 210V209H253ZM256 210V211H257ZM60 211H58V212H56V213H59ZM61 211V212H62ZM63 211V212H64ZM119 211V210H118ZM120 211H121V209H120ZM122 211V212H123ZM199 211V210H198ZM245 212H246V209L244 210ZM249 211V210H248ZM252 211V210H251ZM39 212V211H38ZM43 212V211H42ZM45 212V211H44ZM47 212H49V210L47 211ZM47 212H45V214L47 213ZM101 212H103V211H101ZM106 212V211H105ZM117 212V211H116ZM149 213L148 215H146V213ZM160 212H161V210H160ZM179 212V211H178ZM190 212V211H189ZM194 212V211H193ZM210 212V211H209ZM215 212V211H214ZM244 212V213H245ZM250 212V211H249ZM50 213V212H49ZM114 213V212H113ZM121 213V212H120ZM151 213H152V211H151ZM154 213H155V211H154ZM165 213V212H164ZM173 213H174V211H173ZM172 213V214H173ZM191 213V212H190ZM207 213V212H206ZM247 213V212H246ZM44 214V217L46 216ZM60 214H62V213H60ZM59 214V215H60ZM96 214V213H95ZM107 214V213H106ZM117 214V213H116ZM171 214V215H172ZM176 214V213H175ZM189 214V213H188ZM56 215V214H55ZM58 215V216H59ZM97 215H94V216H97ZM100 215H102V213L100 214ZM104 215V214H103ZM118 215V214H117ZM120 215V214H119ZM122 215H123V213H122ZM159 215V214H158ZM178 215H179V213H178ZM181 215V214H180ZM179 215V217H181ZM187 215V214H186ZM207 215H208V213H207ZM244 215V214H243ZM243 215H241V216H243ZM249 215V214H248ZM39 216H40V214H39ZM42 216H43V214H42ZM48 216H50V215H48ZM48 216H46V217H48ZM52 216V215H51ZM50 216V217H51ZM54 216V215H53ZM52 216V217H53ZM63 216H60L58 219L60 220V218L62 219V217ZM105 216V215H104ZM104 216H102V217H104ZM113 216V215H112ZM111 213L109 214L108 213V215L106 216V218H105V220L106 221H109L110 222V220H111ZM121 216V215H120ZM156 216V215H155ZM169 216V215H168ZM227 216V215H226ZM233 216V215H232ZM231 216V217H232ZM234 216H236V215H234ZM251 216V215H250ZM49 217V218H50ZM56 216H54V218H55ZM99 217H101V216H99ZM119 216H117V218H118ZM154 217V216H153ZM178 217V216H177ZM189 217V216H188ZM216 217V216H215ZM222 217V216H221ZM230 217V216H229ZM244 217H246V214H245V216ZM57 218V217H56ZM113 218V217H112ZM116 218V219H117ZM121 218V217H120ZM124 218H126V217H124ZM155 218V217H154ZM159 218V217H158ZM164 218H166V217H164ZM171 218V217H170ZM192 218V217H191ZM242 218V217H241ZM249 218V217H248ZM251 218V217H250ZM51 219V218H50ZM98 219H100V218H98ZM114 219V218H113ZM112 219V220H113ZM122 220H123V218H121ZM157 219V218H156ZM155 219V220H156ZM204 219V218H203ZM206 219V218H205ZM215 219V218H214ZM231 219V218H230ZM255 219V218H254ZM49 220V219H48ZM48 220H45L47 223H49L50 224V222H48ZM52 220V219H51ZM51 220H49V221H51ZM64 220V219H63ZM102 220H104V218H102ZM127 220V219H126ZM168 220V219H167ZM187 220H189V219H187ZM216 220H217V217H216ZM215 220V221H216ZM235 220V219H234ZM237 220V219H236ZM251 220V219H250ZM54 221H56L55 219H54ZM61 221V220H60ZM133 221V220H132ZM165 221H166V219H165ZM191 221V220H190ZM214 221V220H213ZM214 221V222H215ZM217 221H219V220H217ZM221 221V220H220ZM228 221V220H227ZM238 221V220H237ZM243 221H244V218H243ZM247 221V220H246ZM45 222V223H46ZM63 221H61L60 222V225H61V223H62ZM102 222V221H101ZM108 222V223H109ZM113 222H115L114 220H113ZM120 222V221H119ZM124 222V221H123ZM157 222V221H156ZM250 222V221H249ZM44 223V224H45ZM46 223V224H47ZM52 224H53V222H51ZM59 223V222H58ZM63 223H66V222H63ZM103 223H105V222H103ZM154 224L153 223V220H152V222H150V223H147V225L148 224ZM163 223V222H162ZM173 223V222H172ZM171 222H169V224H172ZM174 223L175 224H173V226L174 225H176V227L180 230V229H183L184 230V228L185 227H187V226H185L186 224H187V222L185 223V221L184 222H182V217H181V219H179V218H174ZM206 223V222H205ZM217 223V222H216ZM236 223V222H235ZM238 223V222H237ZM240 223H241V221H240ZM245 223V222H244ZM243 223V224H244ZM257 223V222H256ZM261 223L259 224V226L261 225ZM46 224H45V226H46ZM106 224V223H105ZM209 224V223H208ZM218 224V223H217ZM220 224V223H219ZM226 224V223H225ZM229 224V223H228ZM243 224H241V225H243ZM247 224V223H246ZM245 224V225H246ZM249 225H250V223H248ZM252 224V223H251ZM38 225H40V223L38 224ZM42 225H43V223H42ZM48 225V224H47ZM51 225V224H50ZM54 225V224H53ZM103 225V224H102ZM111 225V224H110ZM113 225V224H112ZM116 225V224H115ZM158 225V224H157ZM164 225V224H163ZM188 225V224H187ZM210 225V224H209ZM254 224H252V226H253ZM257 225H258V223H257ZM44 226V225H43ZM42 226V227H43ZM57 226V225H56ZM62 226V225H61ZM105 226V225H104ZM114 226V225H113ZM112 226V227H113ZM118 226V225H117ZM152 226V225H151ZM154 226V225H153ZM172 226V225H171ZM192 226V225H191ZM238 226V225H237ZM262 226H264V225H262ZM41 227V226H40ZM41 227V228H42ZM50 227V226H49ZM99 227H100V224H99ZM107 227V228H106ZM148 227H150V226H148ZM169 227V226H168ZM214 227V226H213ZM242 227V226H241ZM248 227V226H247ZM249 227H251V225L249 226ZM37 228H38V226H36L35 227V229H36V231H37ZM44 228V227H43ZM42 228V229H43ZM46 228V227H45ZM48 228V227H47ZM53 228V227H52ZM114 228H115V226H114ZM143 228V229H144ZM150 228H152V227H150ZM149 228V229H150ZM172 227H169V229H171ZM204 228V227H203ZM206 228V227H205ZM211 228V227H210ZM210 228H209V230H210ZM215 228H216V226H215ZM214 228V229H215ZM223 228V227H222ZM251 228H255L254 226L253 227H251ZM256 228H259V227H256ZM260 228H261V226H260ZM262 228H264V227H262ZM261 228V230H260V232L262 231V230H264V229H262ZM31 229L33 230L32 232H31ZM48 229H50V228H48ZM53 229H56L55 228V226H54V228ZM58 229V228H57ZM103 229H104V227H103ZM111 229L112 228H110V226L107 224V226H105V232H111ZM136 229V228H135ZM139 229H140V227H139ZM142 229V230H143ZM146 229V228H145ZM187 229H189V228H187ZM228 229V228H227ZM243 229H244V227H243ZM45 230V229H44ZM51 230V229H50ZM117 230V229H116ZM115 230V231H116ZM147 230H148V228H147ZM172 230H174V229H172ZM208 230V229H207ZM219 230H220V228H219ZM251 230V229H250ZM39 231V230H38ZM41 231V230H40ZM48 231V230H47ZM56 231V230H55ZM58 232H60V228L57 230ZM62 231V230H61ZM63 231H64V229H63ZM99 231H100V229H99ZM121 231H119L120 233H121ZM138 231V230H137ZM140 231V230H139ZM144 231V230H143ZM143 231H142V233H143ZM168 231V230H167ZM170 231V230H169ZM168 231V232H169ZM188 231V230H187ZM211 231H213V230H211ZM217 232H218V230H216ZM215 231V232H216ZM239 233H241L239 230H237ZM246 231V230H245ZM252 231V230H251ZM259 231V230H258ZM35 232V231H34ZM49 232V231H48ZM53 232V231H52ZM51 232V233H52ZM58 232H56L57 234H60V233H58ZM114 232V231H113ZM148 232V231H147ZM166 232V231H165ZM174 232V231H173ZM176 232H178V230L176 231ZM208 232V231H207ZM242 232H243V230H242ZM249 232V231H248ZM260 232H252V233H250L249 235L251 236V234H252V236L253 237H257L258 238V236L262 239V240H264V231L262 232V235L260 234ZM37 234L39 233V232H36ZM96 233H98V232H96ZM138 233V232H137ZM183 233H185V232H183ZM188 233V232H187ZM221 233V232H220ZM237 233V232H236ZM235 233V234H236ZM37 234H35L34 235V237L33 238H35V236L37 235ZM42 234V233H41ZM40 234V235H41ZM54 234V233H53ZM68 234V233H67ZM69 234H68V236H69ZM103 234H105L104 232H103ZM110 234V233H109ZM118 234V233H117ZM144 234V233H143ZM168 234V233H167ZM177 234H179V232L177 233ZM181 234V233H180ZM179 234V235H180ZM215 234H217V233H215ZM224 234V233H223ZM230 234V233H229ZM244 234V233H243ZM39 235V236H40ZM63 235V232H62V234H61V236ZM65 235V234H64ZM63 235V236H64ZM96 235V234H95ZM112 234H110V235H108V237L109 236H111ZM120 237H121V235L120 234H118ZM175 235V234H174ZM178 235V236H179ZM184 235V234H183ZM218 235H220L219 233H218ZM217 235V236H218ZM222 235V234H221ZM231 236L230 237H232V235H234V234H230ZM240 235V234H239ZM3 236V237H4ZM44 236V235H43ZM42 236V237H43ZM57 235L55 234V237H56ZM58 236H60V235H58ZM58 236H57V238H58ZM66 236V235H65ZM64 236V237H65ZM67 236V237H68ZM106 236V235H105ZM117 236V235H116ZM147 236V235H146ZM145 236V237H146ZM181 236H182V234H181ZM180 236V237H181ZM187 236V235H186ZM214 236V235H213ZM212 236V237H213ZM216 236V235H215ZM217 236L215 237V238H217ZM235 236V235H234ZM237 236V235H236ZM235 236V237H236ZM242 236V235H241ZM243 236H245V235H243ZM30 237H32L31 235H30ZM37 237V240L40 238H38V236H36ZM41 237V238H42ZM96 237V236H95ZM103 237H104V235H103ZM145 237H143V238H145ZM149 237H150V234H149ZM172 237V236H171ZM175 237V236H174ZM177 237V236H176ZM175 237V238H176ZM184 237V236H183ZM6 238V237H5ZM44 238V237H43ZM57 238H56V241H58L59 239H61L60 237L58 238V240H57ZM68 238H70V237H68ZM67 238V239H68ZM100 238H102L101 236H100ZM106 238H107V236H106ZM110 238V237H109ZM121 238H125V237H121ZM186 238V237H185ZM184 238V239H185ZM219 238V237H218ZM225 238H226V236H225ZM234 238V237H233ZM233 238H232V240H233ZM248 238H249V236H248ZM248 238H246V240H248ZM252 238V237H251ZM251 238H249L250 240H251ZM257 238H256V240H257ZM32 239V238H31ZM31 239L29 240V241H31ZM112 239H114L113 237H112ZM188 239V238H187ZM220 239H222L221 238V236H220ZM237 239V238H236ZM236 239H235V241H236ZM3 240V239H2ZM7 240V239H6ZM11 239H9V241H10ZM35 240V239H34ZM33 240V241H34ZM44 240V239H43ZM71 240H72V238H71ZM71 240H69V241H71ZM177 240H180V238H178L177 237ZM214 240V239H213ZM223 240H224V238H223ZM226 240V239H225ZM232 240H231V242H232ZM237 240H239V238L237 239ZM242 239L240 238V241H241ZM245 240V239H244ZM249 240V241H250ZM254 240V239H253ZM4 241V240H3ZM2 241V242H3ZM39 241V240H38ZM37 241V242H38ZM45 241V240H44ZM61 241H63L62 239H61ZM65 241H66V239H65ZM64 241V242H65ZM68 241V244H70L71 242H69ZM139 241V240H138ZM216 241V240H215ZM2 242H0L1 244H2ZM5 242V241H4ZM10 242H12V240L10 241ZM26 242V241H25ZM42 242V241H41ZM41 242L39 243L38 242V244H40L41 245ZM76 242L77 241H75V243L74 244H72V245H75L76 244ZM140 242V241H139ZM169 242V241H168ZM172 242V241H171ZM182 242V241H181ZM184 242H185V240H184ZM219 242V241H218ZM243 242V241H242ZM246 242V241H245ZM252 242V241H251ZM256 242V241H255ZM258 242H261V241H258ZM257 242V243H258ZM264 242V241H263ZM7 243V242H6ZM5 243V244H6ZM44 243V242H43ZM62 244H63V247H65V245H64V243L63 242H61ZM61 243H59V244H61ZM66 243V242H65ZM83 243V244H82ZM133 243L135 244L136 243V241H133ZM240 243V242H239ZM244 243V242H243ZM243 243H241V245L243 244ZM256 243V244H257ZM0 244V245H1ZM58 244V243H57ZM56 244V242H55V244H54V246H56L57 245ZM147 244V243H146ZM223 244V243H222ZM225 244V243H224ZM226 244H230V243H226ZM232 244V243H231ZM231 244H230V246H231ZM238 244V243H237ZM246 245H247V243H245ZM250 244V243H249ZM251 244H253V243H251ZM4 245V244H3ZM13 245V246H14ZM37 244H35V242H30V244L28 245V250H29V252H30V254H32L34 257H36V255H39V254H37L38 253V250L40 249V248H37V246H36ZM72 245H70V247H72ZM119 245H116L117 247L119 246ZM140 245H142V243L140 244ZM171 245H173V244H171ZM239 245V244H238ZM244 245V244H243ZM253 245H255V244H253ZM258 245V244H257ZM264 245V244H263ZM6 246H7V244H6ZM60 246V245H59ZM68 246V245H67ZM131 246V245H130ZM136 246V245H135ZM225 246V245H224ZM245 246V245H244ZM260 246V245H259ZM258 246V247H259ZM42 247H44V246H42ZM41 247V248H42ZM58 246H56V248H57ZM63 247H60V248H63ZM69 247V246H68ZM134 247V246H133ZM161 247V246H160ZM163 247H164V245H163ZM162 247V248H163ZM170 247V246H169ZM243 247V246H242ZM242 247H241V249H242ZM248 247H249V245H248ZM254 247V246H253ZM257 247V246H256ZM261 247H262V245H261ZM14 248V247H13ZM19 248V247H18ZM18 248H17V250H18ZM23 248V246H21V249ZM112 248V247H111ZM116 248V247H115ZM114 248V249H115ZM119 248H120V246H119ZM139 248V247H138ZM166 248V247H165ZM228 248H229V246H228ZM247 248V247H246ZM1 247H0V251H1ZM3 249H6V248H3ZM9 249V248H8ZM20 249V248H19ZM51 249H52V247H51ZM55 249V248H54ZM59 249V248H58ZM64 249V248H63ZM63 249H61L62 251H63ZM113 249V248H112ZM111 249V250H112ZM114 249L112 250L113 252H116V251H114ZM129 249V248H128ZM135 249H137V248H135ZM134 249V250H135ZM178 249V248H177ZM188 249H190V248H188ZM187 249V250H188ZM239 249V248H238ZM252 249V247L250 248V250ZM11 250H12V248H11ZM10 250V251H11ZM16 249L14 248V251H15ZM16 250V251H17ZM27 250V249H26ZM26 250L24 249V251L26 252ZM28 250H27V252H28ZM43 250V249H42ZM44 250H45V248H44ZM53 250V249H52ZM56 250V249H55ZM54 250V251H55ZM116 250H121V249H116ZM126 250H127V248H126ZM133 250V251H134ZM143 250H144V248H143ZM163 250H165V249H163ZM171 250V249H170ZM191 250V249H190ZM248 250H249V248H248ZM253 250H254V248H253ZM258 250V249H257ZM5 251V250H4ZM8 252H9V250H7ZM6 251V252H7ZM46 251H48V250H46ZM46 251H44L45 253H47ZM65 251V250H64ZM64 251L63 252H61L60 251V254L61 253H64ZM67 251V250H66ZM117 251V252H118ZM128 251H130V250H128ZM133 251H131V252H133ZM136 251V250H135ZM138 251V250H137ZM140 251V250H139ZM244 251V250H243ZM6 252H5V254H6ZM12 252V251H11ZM42 252V251H41ZM69 252V251H68ZM120 252V251H119ZM117 253V254H120V253ZM124 252V251H123ZM122 252V253H123ZM131 252H130V254L128 253V256H126V257H128L129 259H127V262H130L131 261V258H133L132 257V254H131ZM168 252V251H167ZM190 252V251H189ZM232 252V251H231ZM237 252V251H236ZM235 252V253H236ZM251 252V251H250ZM250 252H249V254H250ZM253 252V251H252ZM262 254L264 255V249L262 250ZM18 253V252H17ZM22 253H23V251H22ZM50 252H48L47 254H49ZM52 253V252H51ZM50 253V254H51ZM55 252H53V254H54ZM71 253H69L70 255H71ZM121 253V254H122ZM137 253V252H136ZM136 253H133V254H136ZM173 253V252H172ZM254 253V252H253ZM256 253V252H255ZM260 253H261V249H260ZM12 254V253H11ZM57 254V253H56ZM113 254H115V253H113ZM120 254V255H121ZM138 255H140L139 253H137ZM252 254V253H251ZM259 254V252H257V255ZM14 256H15V254H13ZM25 257L27 256V254H23ZM42 255V254H41ZM45 256H46V254H44ZM52 255V254H51ZM55 255V254H54ZM54 255H52L53 257H54ZM65 255V254H64ZM124 255V254H123ZM169 255V254H168ZM197 255V254H196ZM200 255V254H199ZM247 255V254H246ZM246 255H243V256H246ZM253 256L255 255V254H252ZM256 255V257L258 258V256ZM259 255H261V254H259ZM9 256L10 255H4L3 257H6V259H7V257L9 258ZM17 256V255H16ZM15 256V257H16ZM20 256H22V255H20ZM55 256H57V255H55ZM59 256V255H58ZM67 256H68V254H67ZM112 256V255H111ZM180 256V255H179ZM188 256V255H187ZM251 256V255H250ZM249 256V257H250ZM2 257V258H3ZM11 257V256H10ZM23 257V256H22ZM22 257H20V258H22ZM24 257V258H25ZM28 257V256H27ZM32 257V256H31ZM31 257H29V259L31 258ZM33 257V259L35 260V258ZM60 257H62V258H64L65 259V257H66V255H65V257H63L62 255L60 256ZM114 257H116V254H115V256ZM136 257V256H135ZM135 257L133 258V259H135ZM260 257V256H259ZM14 258V257H13ZM17 258H19V256L17 257ZM19 258V259H20ZM40 258V257H39ZM51 258V257H50ZM62 258H60V259H62ZM67 258H69V257H67ZM110 258V259H109ZM120 258H123V257H121L120 256ZM140 258V257H139ZM138 258V259H139ZM143 258V257H142ZM141 258V259H142ZM161 258V257H160ZM169 258V257H168ZM199 258V257H198ZM197 258V259H198ZM206 258V257H205ZM253 258V257H252ZM256 258V259H257ZM262 258V257H261ZM261 258L259 259V260H261ZM15 259V258H14ZM28 259V258H27ZM26 259V260H27ZM32 259V258H31ZM43 259V258H42ZM46 259H47V257H46ZM56 259H57V257H56ZM56 259H54V260H56ZM63 259V260H64ZM112 259H113V257H112ZM195 259V258H194ZM248 259H250V258H248ZM256 259H255V261H256ZM264 259V258H263ZM12 260V259H11ZM21 260V259H20ZM22 260H25V259H23L22 258ZM25 260V261H26ZM34 260H31V261H34ZM39 260V259H38ZM49 260H51V259H49ZM48 260V261H49ZM54 260H53V263H54ZM58 260V259H57ZM68 260H70V259H68ZM67 260V261H68ZM144 261H145V259H143ZM161 260V259H160ZM169 260V259H168ZM178 260V259H177ZM196 260V259H195ZM18 261V260H17ZM16 261V262H17ZM25 261H23V262H25ZM28 261V260H27ZM31 261H29V264H30V262ZM40 261V260H39ZM44 261V260H43ZM61 261V260H60ZM65 261H66V259H65ZM114 261V260H113ZM117 261V260H116ZM115 261V262H116ZM133 261V260H132ZM136 261H138V260H136ZM135 261V262H136ZM171 261V260H170ZM176 261V260H175ZM245 261V260H244ZM247 261H249V260H247ZM251 261H252V259H251ZM250 261V262H251ZM254 260H253V264H257L256 262H255ZM264 261V260H263ZM13 262V261H12ZM36 262H38V261H36ZM36 262H35V264H36ZM42 262V261H41ZM40 262V263H41ZM45 262V261H44ZM63 262V261H62ZM70 262V261H69ZM69 262H67V263H69ZM112 262V261H111ZM123 262V261H122ZM125 262V261H124ZM203 262V261H202ZM210 262V261H209ZM20 263V262H19ZM28 263V262H27ZM59 264H60V262H58ZM66 262H63L62 264H65ZM131 263H133V262H131ZM138 263V262H137ZM150 263V262H149ZM164 263V262H163ZM192 263V262H191ZM0 264H10V262H7L6 260H2V261H0ZM14 264V263H13ZM17 264V263H16ZM25 264V263H24ZM34 264V263H33ZM45 264V263H44ZM47 264V263H46ZM50 264H51V262H50ZM55 264H57V263H55ZM113 264V263H112ZM118 264H119V262H118ZM130 264V263H129ZM135 264V263H134ZM194 264V263H193ZM199 264V263H198ZM202 264V263H201ZM207 264V263H206ZM260 264V263H259ZM261 264H263L262 262H261Z\"/></svg>", "mask_w": 264, "mask_h": 264}]
</instances>
